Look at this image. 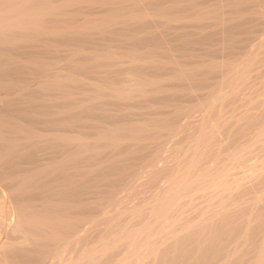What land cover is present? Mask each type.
Instances as JSON below:
<instances>
[{"label": "bare ground", "instance_id": "6f19581e", "mask_svg": "<svg viewBox=\"0 0 264 264\" xmlns=\"http://www.w3.org/2000/svg\"><path fill=\"white\" fill-rule=\"evenodd\" d=\"M155 1L158 2V0H154V2ZM189 1L190 0H188L187 2H189ZM204 1H206V0H204ZM204 1H203V4L206 3V2L204 3ZM209 1L210 0H208L207 4H205V6L206 5L209 6L210 5L209 3L211 1H214V0H211L210 2ZM224 1H225V3H224ZM244 1H245V3H244ZM244 1H242V3L244 5H246V4L247 5L244 8H242V7L241 8L240 7H237V8L233 7V8H235V10L232 11V13H234L235 16L239 17L238 19H241V20L243 19V21L241 23L243 24V22H244L245 26L246 27L249 26V28H250V22L252 24V22L254 21L252 18L251 19L253 21H251L250 16H249L252 13V15L254 16V19H255L254 22H256V23H254V22L253 23H254V25H256V27H254V25H252L250 29H246L245 30V29H243L244 28V26H243V28H242L243 30H238L237 31V30H235V29H237L235 27V25L232 26V24L230 23L231 24V26H230V24H227L228 22L225 19L226 18L228 19L229 18L228 16L231 15L230 12L227 13L229 10H231V8L227 9L226 5L230 4V6H228V7L236 6L235 3L237 4V2L235 0L234 1L222 0V2L224 4L223 5L224 9H222L223 11L220 9V8L223 7L221 5L222 2L219 5L220 8H219V6H216V9L214 10V13H215L216 10L218 11L220 9V11L218 13L220 16L219 15L217 16V13H215V16H216V17H214L215 23H217L216 22L217 17H218L217 21L218 20L221 21L222 18H224L223 15H226L227 17H225L223 19V20H225L224 22L227 25H229L230 28L232 27L231 29H234L235 31H237V32H235L234 30H232L233 32H235V34L232 35V36L230 34H233V32L231 31V29H229L228 26H226V28H225V30L228 32V34H227V32H224L225 30L223 31L224 33H226V36H228V38L230 37V38H232V40H234L232 42L236 43L235 45L233 44V46H229L230 45V43H229L230 40H226L225 42H224V40H222L224 42L223 43L224 44L223 47L224 46L225 47L224 48L220 47L221 50L217 51L216 48L219 49V46H221V44H222V43L221 44L219 43L220 39L222 37L221 36L219 41H218V43L220 45L217 44L218 46H216L215 49H214L215 46L211 47V49L213 48L214 51H216V54H218L217 56H215L213 54L214 52H212L213 55L210 54V55H212V57L213 56L215 57V58L213 57L214 60L217 59V57H220L218 59V60H220V62H223V61H221V59L222 60L226 59V61L221 63V64L224 65L222 70H221V68L219 69L218 67H216V64H217L218 60L217 61L215 60L216 61L215 62V61H213V59H211V61L214 62V63H211L210 58H209L211 56L207 55L206 56L207 59L204 57V54H207V51L209 50L208 47H207L208 46L207 44H209V43L206 42V41H210L211 40V38H207V37L212 36L211 33H210L211 32L210 31V29H211L210 27L213 28V26H215L214 25L215 23L211 22V19H209V20L205 21L204 24L206 25V23H207L209 26L210 25H212V26L209 27V26L206 25L204 27V25H203V28H205V32H204V36L205 37L202 36L203 39L202 38L201 39L205 40L206 44H205V46L203 48L206 47V49L205 50H201V55L204 57L202 59L204 62L199 59V58H202V57H199V56L197 57L196 56V59H197L196 64L198 63V66L197 65L196 66L198 67L197 70H199L201 62H202V64H204L206 62V60H209L210 62L207 61L209 63V66H212V65H210V63H211V64H213V66L216 67L215 68V67L212 66V69L215 68L216 71H215L214 74H211L215 78H212V76H210V79L213 82V85H211V86H213L216 89L217 88L219 89V90L217 89L218 91L216 90V93L214 92L215 89H213V93H215L214 96H213L212 91L210 89H209L210 91L207 89V88L210 87V84L212 83L210 81V79H209V81L206 80L208 82H211L210 84H208L205 81L209 85V87H206V88L204 87V86H207V85H204L205 82H204V84L202 82V85L200 84L201 83L200 82L201 78H202V80L203 79L205 80L210 75L209 71H211V70H209V68L206 67V66H208L207 62H206V65L204 64L207 69L205 67H200V69L201 68H202V70L205 69V71L203 70L204 72H206L208 70L209 75H208V73L207 74L204 73L206 75V77H205V75L203 77V75H201L202 74V72H201L202 70H201V71H197V74L199 72L201 77L200 76H195L196 74L191 73L192 71H194V73L196 72V68L195 67L193 68V66H194L193 54L188 52L189 53L188 56H185V57H188L189 59L192 57L193 59L191 58L192 59V60L190 59L191 61H188V60L184 61L183 60L184 58L182 57L183 55L181 54V52L182 53L187 52L184 49L182 51L180 49L177 50V53L179 51L180 54L174 53L175 50L173 51L174 54H172L171 51H169L170 53L168 51H165L169 55H167L164 52V55L166 54L167 57H171L172 55H174V57H176V56L180 55L181 57L178 56L177 58H175L176 60L174 59V61H173L174 63H176L177 59L180 57V61L178 59V61L180 63H178V61H177V65L180 67V68H178L179 69V73H180V69L182 71V69L184 68L183 65H186V62L189 65L185 66V68H186L185 71L184 70L182 71V73H184L185 75L181 73L182 75L180 74L179 76H184V77L188 76L187 78H189V79L192 78L193 80L195 79L194 76L196 77L195 80H197V77H200V78H198L197 81H195V80L194 81L191 80V81L193 83L195 82V85L197 86V88L200 87V86L201 87L203 86L204 88L202 87L201 88L202 90H200V89L198 90L196 88L198 91H200V92L197 93V91L194 90L195 89L194 85H192V87H194V88H191L190 85L193 84L191 81L187 82V81H185L186 79L183 80V78H182V80H180V82H179V78H178V80H176L175 76H171L173 83L178 82L177 84L175 83L173 85V87L174 88L178 87L177 89H181L182 87L175 86V85L182 86V84L185 83V84H183V87L188 88V89L191 88V89H189L190 91H188V89L185 90L183 88V91L185 90L184 92H188V96L191 94L192 89H193V91H195V93L192 92V94H194V95L191 94L192 96H194V98L191 96V98L193 100L192 99H190V100H192V101H200V99L202 97H204V99L206 98L205 101L208 100L206 102L203 101L204 105L202 104L203 107H200L201 109L197 106V110L199 109V111H200V112L198 111L199 114H200V117H199V114L197 116V113L195 111L192 113L191 109L194 107L193 104L191 105L192 108L189 110L188 107H187L188 105L186 103H184V101H183V104L182 103L180 104V109H179L180 111L179 110L178 111H174V110H177V105H176L177 102H175L174 100L172 102L170 100L168 101V99H171V97L166 100V101H168V105L164 103L163 109H164V107H166L165 105H167V107L165 108L166 110L164 109L165 110L164 113L165 112L166 113L169 112V110L171 111V108L168 109L169 108L168 106H169V104L175 102L173 104H174L176 109H174V107H172L173 106L172 105L171 107H172V109H174L173 110L174 112H172V113L176 114V112L177 113L179 112L177 115H181L182 114L181 115L183 117L182 119L185 120L184 118L186 117V121L190 120V122L195 120V119L192 120L193 116H194V118L198 117L200 119L199 120L197 118L196 122L193 121V123L198 124V125L200 123V126H198V125H197L198 127L196 126L197 129L195 127H193L194 130L196 129L195 131H197L196 132V136L193 135V134H195V131H191V130L189 131V129L191 127L189 128L188 125L183 126V127H186V128L188 127L187 128L188 130L185 129V128L182 130V131L185 130V134L186 133L187 134L191 133V134H189V137L187 135H186V137L188 139L193 138V140L191 139V141H189V140L186 141V137L184 136L185 137L184 140L186 141V142H184L185 143L184 145H186V147H185L184 150H182V153L180 154L181 156H180V158L178 157L179 159H177V161L171 162L172 160L170 161L169 158H171L172 156H170L169 158L165 157L166 156L165 153L167 151H164V152L162 151V153L160 154L162 149H158V147H156L157 149H155L156 156L153 153H149L152 150L151 148H154V146H155L153 144V142L154 143H156V142L157 143L158 142L161 143V140H162L161 138H160L161 140L159 139V141L156 139L158 137L156 134L158 133L159 129L157 128L158 131H155L156 132V134H155L156 138L153 139L155 141H151L154 146L152 144L151 145L153 147L152 146L151 147L148 146L149 143H151L150 140H149L150 137L152 138V136H154V135H153V131H151L152 134L147 131L150 134V135H148V133H146V132L144 133V130L145 131L149 130L150 123H152V121H153L152 120V115L149 116V114H148L149 112H147L144 108L143 109L146 112L143 109H141L144 112V115H143V113L140 114V112H142L141 110L139 111L137 109L138 110V112H137V110L133 109L132 107H129L131 104H133V103L135 104L136 103V100H137L138 97L142 96L140 91L141 92L143 91V96H144V91H146L147 89L145 87H143V88H145L146 90L145 89L143 90V88H142V90L141 89L139 90V88H135V89H137L136 90L137 96L138 95L139 96L136 97V95L134 93V97H132L131 93H133L135 91L134 87H133L132 91H130L131 88L130 89H129V87L127 88V92H128V89L131 92V93L130 92H128V93L125 92L128 95H125V93H124V91L126 90V87H125L124 91H123L124 88L121 89L122 91L121 90L118 91L123 86V84H120L122 81L119 80V79H118V82H116L117 79H114V81L112 80L111 85L114 86V87H112L110 85V82L108 83L109 85H106L107 82H108V79H111V77H113L114 71L115 72L119 71V70H117V68L121 69V71L124 69L123 70L124 72L122 73L123 75L126 74V69H127V73H128V69H131L130 70V74L129 73L128 74L132 75L134 73L135 74L134 76L136 77V75H138L137 73H140L138 71H141V70H138L139 67L141 66L140 67L141 69L144 66L146 67V65H144V63H143V60L146 61L145 60L146 55H140V52H138L139 54L133 52L134 53L133 55L136 54V56H139L138 61L140 62L139 63L140 65L138 64L137 61H134L135 58L137 60L138 57H135V56L133 57L132 55H130L131 54L130 53L129 55H127L129 57L128 61H131V59L134 58L133 62H132L133 64H132V66L131 65L125 66V67H127L126 69H125V67L120 66L123 62L122 63L119 62L120 63L119 65L115 64L116 63L115 60H114L115 62L111 61L113 64H111V62H107L109 60L108 58H110V56L112 57L111 58L112 60L114 58H117V59L125 58L126 56L123 57L124 54L122 56L121 55L122 53L120 52V50H119V52L121 54H119L118 51H116V52L110 51V52L113 53V54H111V53H109L108 49H107L108 53H105V54H102V55L98 53L97 56H99V59H101V61L99 63H96V61H95L96 64L93 62L95 60V57L94 58H91V57L89 58L88 57L89 55L87 54L88 55L87 58H85L86 56L83 57L84 59H87V60L82 61L83 63L80 62L81 66H79L81 71H83V68H85L84 70L87 71V74H86V71H83L81 73V75H80L81 71H79L78 72L79 76H78L77 79H80L82 81V82L81 81L80 82L83 84L84 83L83 82V75H84V78H87V81H88V77L91 76V75H92V78H94L93 77V76H95L94 71L98 70V69L94 70L93 66L94 67L95 66L98 67L97 64H100V67L102 66V69L104 71H105V68L108 71H105L106 73H104L103 70L102 71L98 70V74L99 75L96 74L97 76H95V78L98 79V76L106 75V77L103 76V78L105 80L104 86L106 85L105 87L104 86L103 87H104V89L106 88L105 90H107V91L105 92L103 90H100L101 88L103 89V87H102L103 83H101L102 80L100 81V77L97 80V83H99V82L101 83V84L99 83L100 86H99V84H94L93 83L94 79L91 78L92 79L91 83H92V85H95V87L94 86H89L91 84L89 82L90 81V78H89V81H88L89 83H87L86 81H85V83L88 84V88L90 89V87H91V89L88 91L87 85H86V87L84 86V88H83V89L86 88L87 91H85V92L91 94L89 96H92V94L93 93L95 94V92H96V94H95L96 96L93 94L92 98L93 97L94 98L95 97H99V96H101L100 91H103L105 93L104 94L102 92V95H104L103 97H107L106 100L104 99L105 100L104 103L106 104L109 101H111L112 99H114V97L117 98V97L120 96V95L116 96L115 94L110 92L111 88H113L111 91H114V89L117 86L115 84H118L120 81L121 82L119 83V85H122V86L121 87L117 86V88H116V90L118 89L117 93H119V94L121 93V95L123 97L129 96L131 94L130 95L131 97H130V100H129V105H128V101H127L129 99V97H127L126 98L127 100L125 99L126 101L124 102V100H123L124 98L122 96H120L121 99H119L120 97L117 98V99L119 100V102H122L121 105H118L116 103V99H114V100H112L110 102V104H112V105H110V104L104 105V103L102 101V104H103V107H102V104L100 103L101 99H90V100H93L94 103H95V104H93L94 105L93 106L91 103H89L87 101V98H88L86 96L87 93L85 94V93H83L84 90H81V91H83L81 93V94H83L82 98H84L86 100V102L84 104H87V105L91 104V106H92V107L82 106L84 108H86V107L88 108V110L83 111V112H87L88 113V111L92 110L91 112L93 113L92 114V117H93L95 112L97 111L96 113L98 115H100V119H98V117H97V119L99 121L101 120L102 123L101 122H97V121H95V123H93V119L96 120V118H92V120H91V115H88V117H89V118L87 117L88 119H86V117H84V118L86 120H88V121L91 120V123H92L93 127H92V125L90 126V124H91L90 122L88 123V122H86V120H84L82 118L80 119V123L82 122V124H84L86 122V124L88 123L89 126L92 127L94 132H95V130H97L96 133L100 131V133L102 134L104 132V129H101V130L99 128L96 129V125L101 126V124H102V127H103V125L106 124V126H107V124H109V123L103 124L104 123L103 120H102L103 118H104L105 122H109V121L115 120L116 116L120 115V117H121V113L123 112L122 114H125V113L128 114L129 113L128 114L129 117H130V114H132L131 115L132 118L131 117L130 118L126 117L127 119L130 120L129 121L130 123H131V121L133 119V116H134L135 121L134 120L132 121V125L138 120L137 117L140 118L141 121L138 120V123H140L139 126L140 125L141 126L145 125V127L143 128L142 132H140L142 128H140L137 125V123L134 124L135 126L134 125L133 126H129L131 124H129L127 121H125V122H127V124H129V125L126 126V123H124V120H123L125 118V115H126L125 114L124 118L123 117L121 118L123 120L122 123H124L125 125L123 126L122 123H121L122 125L119 124L118 121L119 120L121 121V119H120V117H117L118 121L116 122V120H115V122L117 124H115V122H110V123H112L113 125H116V126H113L112 124H109V127L107 126L110 131L107 130V128L104 126L106 128L105 129L106 131L104 133H106L107 131H109V132L112 131L111 134L115 132L114 135L112 134V135H109L107 137L109 132L106 133V136L103 133L104 135L103 134L102 135H103V137H105V139L102 136H98L97 137V138L101 137V138L104 139L103 140V139L100 138V140H102V141H100L99 139L92 138V136H90L93 133V131L90 132V133L88 132L90 127H88L89 129L88 128L86 129V128H84V125H85L84 124L83 125V129H80V124L78 123L79 114L75 113V112L81 110L79 112V113H81L82 109L80 107H78L77 104H71L70 105L69 101H68L69 103L68 102H63L64 98H66L68 96L67 94H66V96L64 98L62 96H60V97H62V100H60V101L65 103V104H63L64 107H65V105L67 103L68 106H66V108L62 107V105L60 104L61 102H57L58 105H59V108H60V106L62 108L60 110L58 109V107H56L57 104H55V106L52 105L53 107L50 106L51 103L53 104V101L56 102V100H58L56 98L52 99L51 103L48 102L47 105L50 104L49 105L50 107H52V108L55 107L56 108V109L54 108L55 112L53 113V116H54L53 118L54 119L56 118V120H58V121H56V120H54V121L55 122H59L61 125H62V123L60 121H63V120H61V119L59 120L58 119L59 116L61 118H64L62 116H65V117L67 116L68 122H70L72 120V118L69 119L68 115H66V114H69V112L71 113V115L73 114V112H74V115L77 114V119L78 120L76 118L74 120H76L75 121L76 125L79 124V126H78L79 129H80L79 130V134L82 131H86L87 130L86 132H88V134H90L87 137L92 138V140L94 139L93 141L91 140V142H93L95 144V145H93L91 143L93 146H96L97 141L99 142L98 144H100V145L104 141L103 144L105 145V147H106V145L108 147L107 143L109 141H111L112 143L113 142L114 143H119L120 142L119 140L122 137L119 135V140H118L117 139L118 133L119 134L124 133V132L126 133L128 131V129L131 127L130 128L131 130L129 129L130 131H132L131 134L129 133V131H128L127 134L124 133L125 135L122 134L123 137L124 136H126V137L121 139V142L124 141V143H125V141H126V140H124L125 138L128 139V140H129V138H133V139H130V140H132L133 142L135 140H141V143H139L140 141H135L136 143H131V141H129V142H126L125 144L120 142L119 144H121V146L123 145V147H124L125 154H123V155H122L123 147L120 146L122 150L119 151V148H120L119 144L118 145L115 144L114 148L116 149L118 147V149H116V150L118 152H121V154L117 153V151L115 149L114 150L116 151L117 154L120 155V157L122 155L121 158H123V161H121V158H119V156H118V158L120 159L119 160L117 158L119 165H117V162H115V163H116L117 166H119V168H120L121 164H122L121 167L125 168V170L121 169V171L119 173L122 174V172L124 171L123 174H122L124 177H125V174L127 172H128L127 174H129L128 175L129 177H126L128 180L126 178H125L126 179L125 180L124 177H123L124 182L122 181V184H118V182L115 181L116 178L120 174L118 176L116 175L115 177H114V175H115L114 174L113 175V179H111V181L112 182L115 181V185L114 184H109L110 183L109 182V178H111L110 175H112V174H108V172L111 171L112 168H113L112 172L114 171V169L117 170V166L114 165V161H113V159H114L116 154L114 155L113 159L110 160L107 157L108 154H106V148L107 147L105 148L104 145H101L100 148L102 149L104 147V150H102V151L106 155L101 151V149H99V151L97 150V152L99 153L98 154L95 150H93L94 148L91 145H90L91 148H88L89 144H90V142H89L90 140L87 141L86 140L87 138L86 139L84 138V136L87 135V134H85V135L82 134V137H81V134L80 135L78 134V135L81 137L80 141H83V143L82 142L81 143L85 146V148H86V143L88 144L87 148L89 150H91L93 148L91 150V152H93V153L89 154L90 153L89 152L88 153L89 155H86L87 151H89V150H87V151L83 150L84 152H86L85 155L84 156H81V155L79 156V154L81 152H82V155L84 154L83 151L81 150L80 153H78V152H75V151H77V149H75V151H73L74 153H76L75 156L78 155L77 158L79 157L80 159L83 158V157L85 159H86V157H89V160L92 157L93 163L95 165V162L97 161L96 159L98 158L97 155H100V152H101V154L103 155L102 160L106 156L105 159L108 158V160L111 161V164H112V162H113V164L110 165V162L107 161L108 164H109L108 165L109 167H108L107 163H105L106 161L104 162V160H103V162L105 164L102 163L103 164L102 165L100 163V166H98V168H97V165H95L96 168H94V165L92 164V161H91L92 166H91V164H87L88 163V161H87V163H86L87 165L86 166L84 165L87 168L84 169V171H83L84 175H81L82 173H80V171L83 170L84 166L83 165L82 166L79 165L80 161L82 163L84 162V164H85L86 160H88V159H86V160L85 159H83V160L79 159L80 161L78 160V163H76L77 159H75V158L73 159L72 158L71 159L72 163L71 162L70 163H64L63 162L64 160H62V158L63 159L65 158L67 160L68 159L67 157H69L72 154H74V153H72L70 151H67V150L73 148L72 144L74 145V142H76L75 143V148H76V146L80 143V141H78L79 139L77 137L78 136L77 135L78 131H77V133H75L77 135L76 136L74 134V132L72 130H70L71 127H69V126H71V125H69L70 123H68V122H67L68 124H66V125L64 124L65 126L63 125V128H61L62 126L61 127H57V124H59V123H56V124L53 123L55 125L54 129L56 128V130L53 131V134H54L53 135L52 133H50L51 130L48 131L49 129L53 130V127H52L53 124L48 128V126L52 123L51 120L48 122V123L51 122L50 124H48L45 121V120H47V118H46L47 116H49V118L52 117L51 114H52L53 109L46 108V105H43V103H41L42 100L45 101L46 99H40L39 100V99L35 98L36 102L39 103V101H41L37 105L32 104V103H35V100H33V99H32L33 102H29V100H25L26 98L28 99L29 97H24V96L31 95L30 92H29V90L31 88H29V86H28L29 84L28 85L25 84L23 87L20 88L19 86H21V85L20 84L18 85V83L22 82V80H19L18 76H20L21 74L23 75L26 72H29V70L28 71L24 70L23 71L24 73L21 72V74H18V70H19L18 68H21V67H19V65L17 63V59H16L17 58V49H18L17 45H18V43H17V41L14 38V35H13L14 33L10 29V23H7L5 25H4V23H2V16H1V11H0V264H228V263H230L229 260H232V258H233L232 256L234 254H236V253L239 254V256H241L240 254H242V259L246 258V262L247 263L245 262V264H264V227H260V225L263 223L262 221L264 220V217L263 216H259L258 218L261 220L260 221L257 218V216L255 215L256 214L255 213V209L253 210V213H255L253 215H255L256 217H254L252 215V213L250 212V210L253 209V206H252L251 209H249L250 207H248L249 212H250V213H248V211H247L248 209L245 208V204L244 205H239L240 202L239 201L235 202V201H233V198H232V197H234L233 195L236 194L238 192V190H240L239 188L242 187L241 185H244L242 183H246L248 181L249 177L246 178L247 176H251L253 178L252 179L253 183H252V187H250L251 188L250 190H252V188L254 186L253 184L256 182V180H254V178L262 177L261 179H264L263 178L264 177V157H263L264 153H261L259 151L261 153V155L257 154L258 153L257 152L258 150H257L256 151L257 153H255L256 155L255 154L252 155L251 154L252 149L250 148L252 146V143H251V145H249L250 143L247 141V140L250 139L249 137L251 136V133H254V135L251 136L250 142H256V141L258 142L259 141L261 143L262 142L264 143V125H263L264 121L262 122L261 129L258 128V126H257L258 129H256V132H253L252 129H250L252 131L251 132L248 129L249 127L247 128L248 130L247 129L246 130L243 129V128L249 126V124H246L247 125L246 126L245 123H248V119L251 120L252 117H254L255 113H258V114H256L257 117L256 118L254 117L255 119H258L260 117L263 119V116H264V89H263L264 88V0H251V2L248 1V3H247V0H244ZM160 2H161V0H160ZM170 2L172 3V0ZM231 2L232 3L234 2L233 3L234 5L231 6V4H232ZM184 3L186 4V2H184ZM226 3H228V4H226ZM173 4H174V1H173ZM175 4H176V6H178L177 3H175ZM189 4L187 5L188 9L191 10L192 7L195 8L194 5L192 6V5H189ZM191 4H192V1H191ZM243 4H241V6ZM189 6L191 8H189ZM207 6L205 7V10L203 8L205 13L207 12V9H209L212 6H214V4L210 5L209 8ZM225 6H226V8H225ZM183 7H184V5H183ZM194 10H196V9H194ZM224 10L225 11L227 10L226 14H225ZM173 11H174V9H173ZM248 11H249V15H248ZM220 12H221V14H220ZM222 12H224V13H222ZM191 13H192L191 16L193 17L194 16L193 12L188 13V11H187V13H183V15L186 14L185 16H187V14H191ZM203 13L204 12H202L201 18L204 15ZM246 13H247V15H246ZM172 14L174 15V13H172ZM179 14L180 13H178V15ZM198 15L200 16V14H198ZM205 15L202 18L203 21H204V19H208L207 16L205 18ZM212 15L213 14H211V16ZM245 15L249 16V17H246ZM170 16L172 17V15H170ZM180 16H179L181 18L180 20H183L184 18L182 19V15H180ZM199 16H197V20H198ZM232 16H234V15H232ZM189 17L190 16L188 15L187 18H185V19H188ZM192 17H190L191 20L193 19ZM195 17H196V15H195ZM237 17H235V18H237ZM160 18H163V17H160ZM165 18H167V17H164V19ZM174 18H176V19H173L174 21L171 19L172 20L171 23L175 22L174 24L176 25L177 21H175V20H178V16L175 17V15H174ZM201 18L199 20H201ZM211 18L213 19V16ZM248 18L250 19V21L247 22L249 25H247V23L245 21V19L248 20ZM185 19H184V22H185ZM190 19H188L186 21H188L189 23L190 22L192 23V21H190ZM159 20H161V19H159ZM149 21H151V20H149ZM209 21L211 22V24H209L210 23ZM22 22L25 24V26L29 27L28 23L30 21L27 22L26 20H22ZM164 22H166V21L164 20ZM181 22H183V21H181ZM188 22H185V23L188 24ZM221 22H223V21H221ZM144 23H145V21H144ZM180 23H178L179 25L177 24V26H179V28L182 27V26H180L181 25ZM191 23H190V26H192L194 24L193 23L191 25ZM198 23H201V22H198ZM198 23H197V25L200 26L201 24H198ZM241 23H240V25H241ZM219 24H221V23H219ZM223 24H221V27L225 26V24H224V26H222ZM183 25H185V24H183ZM168 26H169V24H168ZM168 26H167V28H168ZM170 26L172 27L173 24L170 25ZM161 27H163V26H161ZM176 27H174V28H176ZM144 28L146 29V26ZM197 28H195V31H193L194 29L192 31L196 32V30H198ZM200 28L201 27H199V30H200ZM217 28H219V27L217 26ZM208 29H209V31H208ZM216 29L213 28V30L216 31V35L212 31L213 34H214L213 35L214 39L212 38L213 39L212 40L213 42H211L212 45L210 43L209 46H213L214 45V42H215L214 40L216 38L215 36H217L218 35L217 33H219L220 30H221V29L220 30H216ZM201 30H202V28H201ZM229 30L232 33H229ZM172 31H173V29H172ZM206 31H208L209 33H207ZM145 33H147V31ZM169 33H171V32H169ZM220 33H222V32H220ZM156 34H159V33H156ZM166 34L167 33H165V35ZM172 34H173V32H172ZM174 34H176V33H174ZM177 34H179V33L177 32ZM181 34H183V33H181ZM198 34H200V33L198 32ZM205 34L207 35V37H206ZM242 34H244V35H242ZM147 35L150 36L149 34H147ZM159 35H161V34H159ZM239 35H241L242 37L239 36ZM154 36H155V34H154ZM172 36H174V35H172ZM183 36L179 35V38L183 37ZM237 36H239V37H237ZM163 37H164V40H166L165 36H163ZM166 37H167V35H166ZM119 38L120 37H117L116 39L115 38H112V39H115L116 40V41L114 40L115 42H117V41L119 42V40H118ZM150 38H152L151 40L154 41V37H150ZM158 38L159 37L157 36V39ZM170 38L171 37H169V40H170ZM179 38L177 37V39H176V36H175V39L177 40V43H181V42H178V41L180 39L182 40V38H180V39ZM186 38H187V36H186ZM204 38H206V39H204ZM223 38L227 39V38H225V36H223L222 39ZM234 38H236V39H234ZM190 39L192 40V39H196V38L190 37L189 41H190ZM199 39H200V37L198 35V39H196V41L198 40L197 44L201 43V42H199L200 41ZM109 41L113 42L112 40H109ZM121 41L125 42V40H121ZM137 41H138V43L140 41L141 42L143 41L142 43L141 42L139 43V44H142V45H139L137 43ZM159 41H161V40H159ZM183 41L184 40H182V42ZM196 41H194V43ZM216 41H217V39H216ZM227 41H228L229 44L227 43ZM131 42H132L133 45L136 42V44H135L136 46L138 44L137 47H135V45L134 46L132 45L134 47V51H137V50H135V48L136 49L138 48V51H140V47H142V48L144 47L143 43L145 45V48H143V49H146L147 48L146 46L148 45V48L145 51H143L142 48H141L142 54L144 52H146V51H148L147 53H149V51L153 50L152 49L153 45L152 44H148L146 39L144 41V39H142V37H135V38H133V41H131ZM145 42H147V43H145ZM173 42H175V41H173ZM192 42H190V43H192ZM149 43H150V41H149ZM185 43L190 44L187 41V39H185V42H184L183 45H187ZM215 43H217V42H215ZM129 44H130V41H128L127 45L126 44L125 45L128 46ZM120 45H122V44H120ZM151 45H152V47H151L152 50L151 49L149 50ZM108 46L112 47V45H110V44ZM162 46L163 45L161 43V45L159 47L162 49L163 48ZM167 46H166V48H167ZM175 46H176V44H174V47ZM191 46H193V45L190 44V47ZM195 46L197 47V45H195ZM201 46H203V45H201ZM110 47H109V49H110ZM118 47H119V45H118ZM133 47H130V49H133ZM174 47H172V48L174 49ZM187 47H189V46L187 45ZM190 47H189V50H190ZM198 47H199L198 49L200 51V49L202 47H200V45ZM120 48H122V47L120 46L119 49ZM125 48L128 49V47H125ZM157 48H158V45H157ZM194 48L195 47H191L190 51L191 52L194 51L195 50ZM160 50L158 52H159V54H162L163 50H161V53H160ZM222 50H223V52H222ZM95 51L97 53V50H95ZM100 51H102V50H100ZM113 51H115V50H113ZM121 51H123V50H121ZM196 51L197 52L195 54H197V53L200 54V52L198 50H196ZM220 51H221V53H220ZM125 52H127V51H123V53H125ZM153 52H154V50H153ZM155 52L157 53V51H155ZM96 53H95V55H96ZM117 53L120 55V57L119 56L115 57V55H117ZM202 53H204V54H202ZM109 54H110V56H109ZM149 54H151V53H149ZM208 54H209V52H208ZM153 55H155V54H152V59L155 58ZM189 55L191 57H189ZM103 56L106 57V58H104ZM140 56H142L141 58H144V59L141 60ZM222 56L225 57V58H221ZM159 57H161V56H159ZM159 57H156V58L160 59ZM172 57L169 59L170 61H172L171 60ZM83 58H81V60ZM164 58H165V61L163 59L164 63L161 60V63H159L157 65L162 66L163 64H165L164 66L167 67L168 70H170V72L169 71L168 72L170 74H174L175 71L173 69H177V65H175L173 63L172 66L174 65L173 66L174 68L172 69V66L166 65L169 62H167V58L166 57H164ZM91 59H94V60H92V62H91ZM104 59H105V62L103 61ZM198 59H199V61H198ZM87 61H89V62H87ZM118 61H121V60L119 59ZM123 61H124V65H126L125 64L126 59H123ZM153 61H154L153 62L154 65H155L156 61L154 59H153ZM159 61L160 60H158V62ZM181 61H183V62H181ZM228 61L231 62V63H229ZM90 62H91L92 67L89 64ZM150 62L151 63H148V65L152 64V60ZM184 62H185V64H182ZM220 62L218 61V64H219V65L217 64L218 66H221ZM232 62H234V63H232ZM102 63L107 65V66L104 67L105 65H103ZM134 63H136V65H134ZM141 63H143V64H141ZM84 64L86 66H84ZM87 64H89V65H87ZM93 64H95V65H93ZM129 64H131V63H129ZM160 64H162V65H160ZM169 64H171V63H169ZM110 65H112V66H110ZM133 65H134V67H133ZM118 66L121 67V68H119ZM150 66H152V65H150ZM159 66H157V70L159 69L158 68ZM164 66H162L163 69L160 70V72L162 71V73L160 74L162 76H158V74L160 73L159 71H157V72H159L158 74H155V76H153L154 72H156V71H154V72H152V77H156V75L158 77H160L158 79H161V77H162V80L164 82V79H167L169 77V75H170L168 73L169 75L165 77V75H167V74H165L167 72V70H166V72L163 71L164 69H166V68H164ZM168 66H169V68H168ZM81 67H83V68H81ZM86 67L87 68L90 67L91 69L93 68V70H91L90 68L88 70ZM135 67L137 68L138 71L136 70ZM162 67H160V68H162ZM188 67H189V70L191 69L190 72H188L189 71L187 69ZM133 68H135L134 69L135 72L132 71ZM148 68H149V66H148ZM148 68L144 69V73H145V70L148 69ZM109 69L110 70L112 69L111 72H109L110 71ZM171 69L173 70V73H172ZM151 70L152 69H150V70L148 69V71L146 70L147 73H148V76L151 75L150 74ZM90 71H91V73H90ZM186 71H187L188 75L185 73ZM212 71H211V73H212ZM101 72H103V74H101ZM120 72H117V74H118L117 76H121V78L123 79L124 76L121 75ZM88 73H89V75H88ZM109 73H111L112 75H110ZM179 73H176V74L178 75ZM30 74L31 73L29 72L28 74L26 73V75L24 74L25 76L23 75V77L22 76H20V77H22V78L25 77V80L24 79L23 80L25 82H27V80L29 81V79L31 78L29 76ZM189 74L190 75L192 74L191 76H193V77H191ZM27 75L29 76V78L26 79ZM107 75H108V77L110 75V78H108ZM141 75H142L143 78H145L143 76L144 74L140 73L139 76H141ZM80 76H82V77H80ZM115 78H116V76H115ZM126 78H127V76H126ZM150 78H148V80ZM171 78L169 77L168 79L171 81ZM216 78H217L218 82H219V79H220L221 80L220 82L226 84L223 89H221L222 87L219 86L221 84H219L220 82L218 83L216 81ZM124 79H125V77H124ZM158 79H157V81H158ZM189 79H187V80H189ZM214 79H215L216 82H214ZM125 80H127V79H125ZM17 81H19V82H17ZM94 81H96V79ZM80 82H76L75 86H79L78 84H80V86H82ZM165 82H166V85H165ZM165 82L161 83L162 85L164 84V86H162L161 84L158 85V86L163 87V88L166 87V86L169 87L170 86V84H169L170 82L166 81V80H165ZM186 82L189 83V84L191 83V84L189 86H187ZM198 82H200V83H198ZM135 83L137 84V82H135ZM196 83H198V85ZM214 83L216 84L217 87L214 85ZM217 83H218V85H217ZM31 85L32 84H30V86ZM153 85H155V84H153ZM184 85H186V86H184ZM107 86H109V87H107ZM110 86H111V88H110ZM150 86H152V85H150ZM254 86L257 87V88L255 87L256 91H258L257 89H258L259 86H260L259 88L262 87L263 90H260V92L257 93L253 89ZM97 87H98V89L100 88L99 89L100 91H98V89L97 90L95 89ZM168 87H166L164 89L167 90ZM107 88H109L110 90L107 89ZM174 88H172L173 89L172 91L175 90ZM78 89L80 90L81 88L78 87L75 90L78 91ZM158 89L160 90L161 88H158ZM158 89L154 92V95L152 97L160 95V94L159 95H155V94H158L157 93ZM164 89H162L163 91L161 90L162 92L159 91V93H161V95L164 92L163 95H162L163 98H164V96L167 95V93H168L167 96H170V95L173 94V93L171 94L170 92L165 93ZM75 90H73V88H72L71 91L75 92ZM148 90H151V88H148ZM153 90H155V88H153L151 90V92ZM243 90H246V91H243ZM253 90L256 93L253 94V92H254ZM91 91H94V92H91ZM97 91H98V93H97ZM137 91H139V94H138ZM208 91H209V94L207 95L206 92H208ZM176 92H177V94H179V95H177V97H178V96H180L182 90H181V92L175 90V93ZM201 92L203 93V95H201L202 94ZM77 93H78V95L80 94L79 91L76 92V94ZM122 93H124V94H122ZM146 93H150V92L146 91ZM196 93L200 94V96H202V97L198 96L200 98V99L198 98V100L196 99L197 98L196 97L197 96ZM32 94H34V93H32ZM97 94H98V96H97ZM205 94L207 95V97H206ZM210 94L212 95V97H209V96H211ZM111 95L113 97H110ZM150 95L151 94H149V98L151 97ZM174 95L176 97V94H174ZM33 96H31V97H33ZM108 96L110 98H112V99L110 100L108 98ZM186 96L184 94V97H183L182 94H181L182 100L186 99ZM19 97L22 98V99H23V97L25 98V99L21 100V103L24 102V103H22V106H26V107H21V105L17 106V104H19V103H17V100H18ZM60 97H59V99H61ZM162 97L160 99L164 100ZM69 98L70 99L72 98V96H70V94H69ZM132 98H133V101L131 100ZM144 98H145V96H144ZM146 98H145V100H146ZM149 98H148V100H149ZM176 98H173V99H176ZM29 99H31V98H29ZM75 99H77V98H75ZM108 99H109V101L107 102ZM141 99L142 98L140 97V100ZM177 99H179V98H177ZM187 99H188V97H187ZM37 100H39V101H37ZM48 100L49 99H47L46 101H48ZM67 100L68 99H65L64 101H67ZM97 100L99 101V103L97 102ZM118 100H117V102H118ZM155 100H156V97H155ZM157 101H159V99H157ZM233 101H234V103H231ZM76 102H78V101L76 100ZM113 102L116 103V105H114ZM150 102L151 101H149V103ZM169 102H171V103H169ZM26 103L27 104L29 103V105H27ZM124 103H126V104H124ZM137 103H138V101H137ZM160 103H162V102L160 101ZM252 103L254 105L253 106L250 105L251 107H249L248 104H252ZM30 104H32L33 107H31ZM148 104H145V105H148ZM229 104H231L232 106H229ZM74 105H75V107H74ZM79 105H81V102H80ZM95 105L98 106V109H100V108L106 109V108L109 107V108H111L112 113L113 114L115 113L116 115H114V117H113V115L110 113L111 112L110 110L109 111L105 110V112H104L103 111L104 109H103L102 112L100 110H99L100 111L99 112L98 110H96L97 107L94 110L93 107H95ZM138 105H139V103H138ZM138 105H136V106L133 105V106L137 108V107H139ZM151 105L152 104L149 105L150 108H151ZM197 105H198V103H197ZM226 105H228L229 107L226 106ZM49 106H47V107H49ZM69 106H71V108L74 107V109L76 107L80 108V110L79 109H77V110L75 109L76 111H74L73 108H72L71 109L72 112H71ZM99 106H100V108H99ZM119 106H122V107L126 106V107H123V109H124L123 110ZM155 106H158L157 103H156ZM183 106H186V107H183ZM225 106L228 107V108H225ZM19 107L22 108L23 111L21 109H18ZM127 107H129V109ZM142 107H140V108H142ZM181 107H183V109L187 108V110H189L191 112H189V111L187 112V110H186V112L184 113V111L182 110L183 113H181ZM256 107H258V110H257ZM89 108H90V110H89ZM112 108L113 109L114 108H116V109L118 108V111L120 112V114H117L118 111L115 110V109H114L115 110L114 111ZM125 108H127V110H130V112H127V110ZM254 108H256V111L260 110V112H256ZM35 109H37V110H35ZM131 109H132V111L135 110L136 112L134 111L133 113H131ZM160 109L162 110V107ZM160 109L157 108L156 110L158 111ZM195 109H196V107H195ZM251 109H253L252 110L253 111V113H252L253 116H251V114L249 113ZM19 110H21V112H19ZM48 110H49V112H47ZM62 110H64L65 113ZM147 110L150 111V109H147ZM124 111H125V113H124ZM56 112L57 113L60 112L59 116L56 114ZM91 112H90V114H91ZM48 113H50V115H47ZM62 113H63V115H61ZM101 113H102V116L105 113H108L107 116L111 115L109 117V118H111V120L110 119L109 120H107V119L105 120V118H107V117H104V116L101 117ZM137 113L140 114L141 117ZM145 113H147L148 116L145 115ZM189 113H190V116H189ZM191 113H192V115H191ZM194 113H195V115H193ZM84 114L85 113H82L83 116H87L86 114L85 115ZM97 114L95 115V117L97 116ZM150 114H152V112H150ZM183 114L188 115L189 119L185 115H184L185 116L184 117ZM165 115H167V114H165ZM172 115L173 114H170V116H172ZM258 115H260V116L258 117ZM55 116H57V117H55ZM144 116H145V118H144L145 120L142 121L143 119H141V118L144 117ZM157 116H159V115H157ZM181 116H178V118L179 117L181 118ZM248 116H249V118H248ZM150 117H151V119H150ZM44 118H46V119H44ZM147 118H149V122L151 120L152 121L150 123L147 122L146 121ZM153 118H157V117H154V115H153ZM161 118H162V116H161ZM172 118L174 119V115H173ZM176 118L177 117H175V119ZM243 118H245V120H243ZM169 119H170V117H168V121L167 122L171 121V119L170 120ZM177 119H176V123L178 121L180 122V120L183 123L182 119H178V121H177ZM240 120H241V122H240ZM83 121H85V122H83ZM251 121L249 122V123H251L250 124V128H251V126H254V125H252L253 119ZM256 121H258V120H256ZM75 122H72V123H75ZM141 122H143V123H141ZM154 122L156 124V120L155 119H154ZM159 122H162L161 119H160ZM164 122L166 123V121L163 120L162 124ZM190 122L187 121V122H184V124L188 123L189 126L194 125V124H192V122L191 123ZM243 122H244V124H243ZM22 123L25 126H22ZM44 123H45V125L48 124L47 127L44 126ZM63 123H65V122L63 121ZM96 123H98V124H96ZM171 123H173V122L171 121ZM176 123H174V124H176ZM182 123H181V125H182ZM240 123H242V124H240ZM255 123H257V122H255ZM255 123H253V124H255ZM87 125H85V126L87 127ZM94 125H95V127H94ZM117 125H119V127ZM169 125H171V124H169ZM177 125H179V123ZM181 125H180V127H181ZM241 125H243L244 127L242 126L243 128H241L240 127ZM19 126L26 128L25 131H22L24 128L21 129ZM74 126H75V124H74ZM120 126L124 127L123 128L124 130L121 129L122 127H120ZM172 126L173 125H171L170 129H173ZM175 126H174V128H175ZM230 126H234V127H230ZM65 127H69L68 130H70L69 131L70 134H68L69 132H67V130L65 131V133L70 135L71 137L73 135V137H72L73 138L72 140L74 141L73 143H71L72 140L69 139L70 136L69 137L67 136L66 138H68V140H71V142L70 141L68 142L67 139H65V138H64L65 141H67L66 144L64 142H62V141H64L63 137L66 136V135H64L65 133L60 131V128L61 129H65ZM113 127H115L114 128L115 130L112 129ZM132 127H134V129ZM147 127H148V129H147ZM152 127H155V126H153V123H152ZM162 127H164V125ZM238 127H239V129H243V130H241V132H244V131L245 132L246 131L247 132L248 131L251 132V133L247 134L248 135L247 137L249 139L248 138L245 139L243 137H240V136H243V134H245L244 136H246L247 132L242 134L239 130H237ZM43 128L44 129L47 128V131L50 134L53 135V138L49 136L50 134H48L49 137H47L46 135H47L48 132L46 131V133H44V131H43L44 129ZM72 128H74V127H72ZM75 128H74L75 130H78L77 127H75ZM81 128H82V126H81ZM116 128L119 131L118 133H116L117 132ZM132 129L136 130V131H138V129H139L138 132H140L139 133L140 135L135 131V133H136L135 135L137 136V139H136V137L134 135V131ZM152 129L154 130L155 128H152ZM157 129H155V130H157ZM102 130H103V132H101ZM163 130L167 131V128H164ZM179 130H180V128H179ZM55 131H56L57 134H55ZM18 132H20V133L21 132H26L27 136H30L29 138H31L30 148H28V150L29 149L30 150L28 151V154H29L30 151H31L30 153H32L31 149H34V150H36L38 152V150L35 149V147H39V149L41 151V154H42V151L43 152L46 151L45 153H47L49 151L48 154L43 155L45 157L49 156L50 153H51V155L49 156L50 157L49 159L46 157V159L48 160L47 163H41L40 158H43V156L39 155V156H42V157H38V154H35V153H34L35 156L37 155V157L39 158V159L36 158L38 160V163H37V161H36V163H31L30 161H29V163H28V161H26L27 163H24L25 162L24 158H25V156L27 154V152H26V154L24 153L27 150L24 146L22 147V148H25V150L22 149V155L23 156L25 155L23 157V161L24 162L23 163L19 162L18 159L21 156L20 155L21 151L20 152L18 151V142H17L18 141L17 140L18 139L17 138L18 137L17 136ZM60 132L64 136L62 134H60ZM72 132H73V134H71ZM177 132H175V134ZM43 133L46 134V135H44V138H43V135H42ZM143 133L145 135H143ZM178 133H180V131ZM178 133H177V135H178ZM221 133L223 134V136H222ZM225 133H227L226 136H224ZM93 134L96 137V134L95 133H93ZM128 134L132 135V136H128ZM182 134H183V132H182ZM19 135H21V134H19ZM133 135H134L135 138L133 137ZM161 135H162V133H161ZM177 135L176 136L174 135V137H177ZM220 135H221V137H223V138L225 137V138L222 139L220 137ZM75 136H76V138L78 140L76 138H74ZM110 136H113V138L116 136V139L114 138V140H112V138L110 139ZM139 136H142V137L144 136V140L147 139L145 142L143 140V142L145 144H147V145L142 143V139H141V137L139 138ZM193 136H195V137H193ZM21 137L23 138V135ZM45 137L47 138V140H48V138H50L49 139L50 141H52V139H53L52 143L53 144L55 143V145L58 144L57 147L59 145H61L60 142L62 143V145H66L65 148L62 146V148L64 149L63 151H67V152H65L66 154L69 153V152L72 153V154L71 155L67 154L68 156L66 155V157H65L64 152H62L63 155H61V156H63V157H60L58 154H61L60 152L62 151L61 150L62 148L59 146V148H61V149H58V150H61V151L60 152L58 151L59 152L58 153L57 150H56L57 149L56 146L52 145V143L50 144L49 143L50 141L47 142V140H45V142L47 144L44 142V139H46ZM106 137L108 138V140L106 139ZM147 137H149V139ZM162 137H164V136H162ZM174 137L172 138V141L175 140ZM178 137H180V135ZM54 138H56V139L60 138L61 141H59L60 139H58V140L55 139L57 142H59V143H57V142L54 141ZM82 138L85 140V142H84V140H82ZM90 138H88V139H90ZM181 138H182V136H181ZM242 139L247 141L249 144L247 142H245V143H247V145L245 144V146H244V140L242 141ZM41 140H43L44 145L40 144V143H42ZM106 140H107V142H106ZM37 141L40 142V143L37 144ZM77 141L79 142L78 144H77ZM95 141H96V143H95ZM172 141H171V144H172ZM188 141H189V143H188ZM180 142H182V141L180 140ZM28 143H29V141H28ZM35 143H36V145H35ZM67 143H69V145H67ZM112 143H110V144L112 145ZM128 143L131 144V145H127ZM186 143H188V144H186ZM263 143H262V145H264ZM39 144L42 145L43 148H42V146L40 147ZM136 144H141V145L138 146ZM142 144H144V146H142ZM28 145H27V147H29ZM31 145H33L35 147L32 148ZM48 145H49V147H50V145H52V146H54L56 148V149L53 148L54 151L56 150L55 153L53 152L52 149L50 150V148H52V147H50V148L48 147L49 148V150H48V148H47ZM113 145L111 147H113ZM124 145H126L127 148ZM84 146L81 145V148L85 149ZM128 146L129 147L132 146V148H130V150H132L133 147H134V148L141 149L142 153L144 151H147L148 154H146V156L144 155V153H146V152L143 153L145 158L148 159L149 157H151V158L154 157V161L155 162L154 163H150L151 159H150V161H149V159L148 160L139 159V157L141 158V156H142V158L144 157L142 155V153H140L141 151L140 150L138 151V149H136V151H138V153L135 151V149L130 151L128 149ZM141 146L144 147V149H146V150H144L142 148H139ZM145 146H147V147L145 148ZM164 146H166V145H164ZM44 147H46L47 150H45L46 148H44ZM66 147L67 148L71 147V148L67 149ZM148 147L151 150H149ZM162 147L163 146H161V148ZM168 147H166V148H168ZM170 147H172V146H170ZM41 148H42V150H41ZM81 148H79L78 150H80ZM98 148L96 147L95 149H98ZM125 148H126V151H125ZM175 148H177V147L175 146ZM180 148H181V146L180 147L178 146L177 149H180ZM127 149H128V151H127ZM112 150H113V148H112ZM112 150H109L111 155H112V152H113V154L115 153V151L114 150L112 151ZM157 150H160V152L157 151ZM170 150H171V148H170ZM262 150H264V147H263ZM94 151L97 154H94ZM133 151H135V152H133ZM18 152H19V155H18ZM131 152L133 154L134 153H137V154L132 155ZM157 152H159L158 153L159 156H163V158L165 157L164 159L161 157L162 160L166 161L168 159L170 164L167 161H166V164L165 163H160L162 161L159 158V156H157ZM129 153H131V154H129ZM139 153H140L141 156L138 155ZM163 153H164V155H162ZM32 154H30L31 158H32V156H31ZM39 154H40V152H39ZM92 154H94V155L91 156ZM149 154L152 155L153 157L150 156ZM52 155L54 156L53 157L54 159H55L56 156H57L56 157L57 160H59L61 158L60 159L61 163H58L57 160H55V161H57L56 163H53V161H52V163H49V162H51L49 160L52 158L51 157ZM102 155H100V157ZM111 155H110V157L112 158ZM125 155H127V156H125ZM131 155L132 156L138 155L139 157H136L135 159H133V157L132 158L130 157ZM147 155H149V156H147ZM177 155H179V154H177ZM35 156H33V157L35 158ZM72 156H74V155H72ZM124 156L128 160L132 159L131 161H133V162L126 161ZM252 156H255V157L252 158ZM259 156L263 157V158L261 157L262 158V162H260L261 158L260 159L258 158V160H260V161L254 160L256 157H259ZM21 157H20V159H22ZM129 157H130V159H129ZM173 157H174V155H173ZM26 158H29V157H26ZM31 158L26 159V160H34V159H31ZM94 159L96 161H94ZM134 160H135V162H134ZM137 160H138L139 163L137 162ZM139 160H142V162H144V161L145 162L147 161V162L146 163L144 162V164H142V163H140L141 161H139ZM115 161H116V158H115ZM100 162H101V158H100ZM123 163L126 166H124ZM130 163H134L135 164V165H132L133 167H135V170L132 168V166H128L127 165V164L131 165ZM89 165H90V169L92 171L89 169V167H88ZM101 165L103 166L102 168H104V169L101 168ZM105 165L107 166V168H106ZM113 165H114V167H113ZM137 165L142 167V168L138 167ZM80 166L83 167V168L80 169L81 168ZM127 167H129V168L131 167L130 169L128 168L129 171L131 169H133L134 171L131 170L129 172ZM109 168L111 170H106V169H109ZM95 169L98 170V171H96ZM126 169H127V171H126ZM139 169H141V171H139ZM87 170L88 171L90 170L91 172L88 173ZM99 170H101V171H99ZM102 170L103 171L104 170L108 171V172L105 171L106 173H104V172L103 173L104 174H108V176L106 175L107 179H106V176L104 175V177L106 179L104 181L108 180L107 182H109V183L105 182L106 184L103 183V185H102V182H104L102 180L101 184L99 183L101 185L100 187L104 186L105 190L108 191V193H107L106 191L101 189L102 191H101V193L100 192L99 193L103 194L104 196L103 195L100 196L99 194H97L98 192H96V194H95V190L92 188V187L95 186L97 178L100 181H101V179H103V177L98 176L99 174H97V176H98L97 177L95 175L96 173L94 174V172L96 171L97 173H99V172L101 173ZM119 170L120 169H118L117 172ZM137 170H138V172H141V174L140 173H136ZM85 172L89 176L87 174H85ZM114 172H116V171H114ZM79 173H80L81 177H80ZM103 173H101L102 176H103ZM92 174H94V176H96V178H94ZM127 174H126V176H127ZM85 175H87L88 178H86ZM122 175L119 176L120 178L118 177L119 178L118 181L120 180L119 183H121ZM78 176H79V178H78ZM82 176L84 177V179L86 178L85 180L89 181L90 184L92 182H94V180H96L94 182V185L91 184L92 187H89L90 184L88 182L85 183V184L88 185L87 187L84 186V188L85 187L87 188V189L85 188L86 189L85 192L83 190V185H85V184H83V180H82L83 177ZM89 177H90V179H91V177L93 178V180L91 179L92 182L90 181ZM114 178H115V180H114ZM245 178H246V181L242 182L243 180H245ZM135 179H136V181L137 180L138 181L136 182ZM78 180H80V182H78ZM85 180H84V182H85ZM258 180H260V179H258ZM81 181H82V183H81ZM125 181H128V184ZM144 181H146V185L147 186L143 185ZM260 181L262 182V180H260ZM138 182H139L140 185L138 184ZM141 182H142V185L145 188L148 187L147 188V192L144 191L147 194L149 193L148 197L146 196V198H144L145 196H143V194L140 193V190H142L141 189V187H142ZM79 183L82 184L81 185L82 189H81V186H79L80 185ZM116 183L118 185H120V186H124L123 188L118 186V187H120L122 192H125V190H127L128 192L130 190L131 191L134 190V192L133 191L132 192L135 193L136 190L132 189V187L134 185L138 186V187L141 186L139 188L140 190L139 191L137 190V191H138V195L141 194L143 198L140 195L139 196L136 195L137 193H135V198H136V196L141 197L142 201L139 200L140 202L138 204H132L130 202L131 199H129V196H132L130 198H133L134 197L133 193H131V191H130V194L128 192L126 194L125 193L124 194L120 193L121 192L120 189L119 188L118 189L115 188V186H117ZM123 183H126V184L123 185ZM134 183H136V184H134ZM108 184H109V186H108ZM131 184L133 186H131ZM105 185H107V186H105ZM110 185H112L114 187H112ZM263 185H264V183H263ZM256 186L259 187L258 185H256ZM256 186H254V187H256ZM95 187H97V191H100V190H98V183H97V186H95ZM107 187H109V188L107 189ZM138 187L137 188L135 187V188L138 189ZM243 187H244V189L242 188L241 191L242 190H244V192L248 191V187L249 186L247 187L246 191H245V186H243ZM261 187H263V186H261ZM111 188H113V190H112L113 193L115 192V193H118V194L114 193V195H112L111 197L110 196H105L106 194L107 195H109V194L111 195V192H110ZM114 188L116 190H118V192L116 190L114 191ZM256 189H255V191H256ZM81 190H83V191H81ZM83 192H84V194H82ZM104 192H106V194ZM240 192L237 193V194H240ZM85 193H86V195H85ZM241 193H243V191ZM96 195L99 198H97ZM126 195L128 196V199H126V200L124 199L123 200L122 198H125ZM144 195H146V194L144 193ZM83 196H85V197H83ZM230 196H231L232 200H229ZM104 197L107 198L106 202H105V198ZM108 197H110L111 199L108 198ZM94 198H96V199H94ZM101 198H103L102 202L104 200L103 203L101 202ZM135 198H133V203H136L138 201V199H136L137 201H135L134 200ZM235 198H236V200H239V198L238 199H237V197H235ZM108 199H110V201ZM96 200L97 201L100 200L101 203L99 201H98L99 204L97 202H94ZM127 200L132 205L129 204V203L126 204L127 202L122 203V201H127ZM229 201H232V202L228 203ZM256 202H253V203H255L254 206H256L254 208H257ZM243 203H241V204H243ZM245 203H251V202H245ZM253 203H252V205H253ZM127 205H130V206H127ZM242 206H244V207H242ZM261 207L263 208V206H261ZM260 210H259V206H258V210H257V211H259L258 214H260L261 212L264 213V211H263L264 209H262V211H260ZM262 218H263V220H262ZM256 219L258 220L257 222H256ZM258 222H262V223L259 224ZM257 223L259 225H256ZM262 225L264 226V224H262ZM216 231H217V233H216ZM246 245L248 247L247 248L245 247L246 248L245 249L243 246H246ZM243 248L245 249L244 251H243ZM242 251H243V253H242ZM238 252H240V253H238ZM234 257H236V256L234 255ZM237 258H239V257H237ZM240 259L241 258H239V260ZM237 262L240 263L239 261H237ZM233 263H235V262H232L230 264H233Z\"/></svg>", "mask_w": 264, "mask_h": 264}, {"label": "rangeland", "instance_id": "374dc122", "mask_svg": "<svg viewBox=\"0 0 264 264\" xmlns=\"http://www.w3.org/2000/svg\"><path fill=\"white\" fill-rule=\"evenodd\" d=\"M168 1V2H167ZM171 0H161V2H160V0H158V2L157 1H155L154 2V0H0V11H1V16H2V23H4V25L5 24H7V23H10V29L12 30V32L14 33L13 35H14V38H15V40L17 41V43H18V45H17V47H18V49H17V63H18V65H19V67H21V68H18L19 70H18V74H21V72H23L24 70L25 71H28L29 70V72L31 73L29 76L31 77L30 79H29V81L27 80V82H25L24 80H25V77L24 78H22L23 77V75L25 74L26 75V73L28 74L29 72H26V73H24L23 75L21 74L20 76H22V77H20V76H18V79L19 80H22V82H19V81H17V82H19L18 83V85L20 84L21 86H19L20 88L21 87H23L25 84L26 85H28L29 86V88H31L30 90H29V92H30V94L31 95H26V96H24V97H29V98H31V99H25L24 97H23V99H25V100H29V102H33V100H35V103H32V104H35V105H37V104H39L41 101H39L40 99H49L48 101H43L42 100V102L41 103H43V105H46V108H51V109H53V111H52V114H51V116L52 117H50L49 118V116H47V115H50V113H48L46 116V118H47V120H45L47 123L51 120V124L50 123H48V124H50L49 126H48V128L53 124V123H59V122H55L54 120H56V118L54 119L53 117V113L55 112V110H54V108H52L53 106L52 105H54L55 106V104H57L56 105V107H58V109L60 110V109H62L61 108V106H60V108H59V105H58V103L57 102H61L60 104L62 105V107L63 108H66V106H68L67 105V103H66V105H65V107L63 106V104H65V103H63V102H68L70 105L71 104H77V106L78 107H80L81 109H82V112L81 113H79L81 110H80V108H75L76 110L77 109H79L80 111H76L75 109H74V107H75V105H74V107H72L73 108V110L74 111H76L75 113H78L79 114V116H78V118H79V120L77 119V114H75L74 115V112H73V114L71 115V113L69 112V114H66V115H68V118L70 119V118H72V120L70 121V122H68V119H67V116L65 117V116H62V117H64V118H61L60 116H59V113H57L56 112V114L59 116L58 117V119L60 120H63L65 123H63V121H60L61 123H62V125L60 124H57V127H61V128H63V125L65 124H68V123H70L69 125H71V126H69V127H71L70 128V130H72L73 132H74V134L75 133H77V131H78V133H77V135L79 134V130L80 129H83V125L85 124V125H87L89 122L91 123V120H92V118H96V120H94L93 119V123H95V121H97V122H101V120L99 121L98 119H100V115H98L96 112H95V114H94V116L92 117V110H90V108H89V110L90 111H88V113L87 112H83V111H86V110H88V108L87 107H92L91 106V104L93 105V104H95L94 103V101L93 100H90V99H101V101H100V103L102 104V101H103V103L105 102V100H106V98L107 97H103L104 95H102V92L103 91H107V90H105L104 89V87L106 86V85H109L108 83L110 82V85H111V83H112V80L114 81V79H117L116 80V82H118V79L119 80H121L119 83L120 84H123V86L122 85H119V83L118 84H115V85H117L118 87H121L118 91H120L121 89H123V91L125 90V87H126V90L124 91V93L125 92H127V88L129 87V89L131 88V90L130 91H132L133 90V87H134V92L133 93H131L130 91H129V89H128V92H130L131 94V96L132 97H134V93H135V95H136V97H138L137 96V93H136V90L137 89H135V88H139V90L141 89L142 90V88L143 87H145V88H143V90L145 89L147 92H150V93H146V91H144V96H145V98H146V100H145V98H144V96H143V91L141 92L140 91V93L142 94V96H140L142 99V101L140 100V97H138L137 98V100H136V103H137V101H138V103H139V105H138V103L136 104H131L129 107H132L133 109H135V110H141V109H145L147 112H149L148 114H149V116H151L152 115V123H153V126H155V127H152V123H150L149 122V118H147V122H149L150 123V126H149V130H144V133L146 132V133H151V131H153V135L154 136H152V138L150 137V139H149V137H147L149 140H150V142L151 141H155V140H153V139H155L156 137V135L158 136L156 139L159 141V139L161 140V143L160 142H156V143H154L153 142V144L155 145H153L152 144V142L151 143H149V145L148 146H154V148H149V150H151V152H149V153H153L155 156H156V154H155V149H157L156 147H158V149H162L161 150V152H160V150H157V151H159L160 152V154L162 153V151L164 152V151H167L165 154H166V156L165 157H167V158H169L170 156H172L171 158H169L170 159V161L171 162H174V161H177V159H179L180 158V154L182 153V150H184L185 149V147H186V145H184L185 143L184 142H186L187 140H189V141H191V139L193 140V138H191V139H188L187 137H186V135L189 137V134H191V133H189V134H185V130L184 131H182L184 128L185 129H187L188 127L190 128L189 129V131L191 130V131H195L196 129H197V127L198 126H200V123H199V125L198 124H195V123H193V121L194 122H196V119L198 118V117H195L194 118V116H193V118H192V120L193 119H195V120H193V121H191L192 122V124H194V125H192V126H189V124L188 123H185L184 124V122H187V121H189L190 122V120H187L186 121V117L185 116H187V118L189 119V117H188V115H185V114H183V116L185 117L184 119L185 120H183L182 118V114L181 115H177L178 113L176 112V114L175 113H172V112H174V111H178L179 109H180V104L182 103L183 104V101H184V103H186L188 106V109L190 110L191 108H192V104H193V108L191 109V111H192V113L195 111L196 113H197V116H198V114H199V109L197 110V106L200 108V107H203L202 106V104L204 105V102H206V101H208V100H206L205 101V99H204V97H202V96H200V94H197L198 92H200V91H198L199 89L200 90H202L201 88L203 87H198L197 88V86L195 85V82L193 83L191 80H193L192 78L191 79H189V78H187L188 76H179L181 73H182V71L184 70H186V68H185V66H188L189 64L186 62V65H183V67L185 68H183L182 69V71H181V69H180V73H179V69L178 68H180L178 65H177V61H178V59H179V61H180V55H178V56H180L178 59H177V61H176V63H174L173 61H174V59L175 58H177L178 56H176V57H174V55H172V54H174V53H177V50H186L187 52H184V53H182L181 52V54L183 55L182 57L184 58L183 60L184 61H191L193 58L189 55V57H191L190 59L188 58V57H185V56H188V54L189 53H191V54H193V57H194V61H193V63H194V66H193V68L195 67L196 68V72L194 73V71H192L191 73H193V74H196L195 76H200L201 77V75H203V77H204V75L205 74H207L208 73V70L206 71V72H204L205 71V69H203L202 70V68L200 69V67H205V65H206V62L208 61V62H210L211 61V59H213V57H212V55L214 54L215 56H217L218 54H216V51H214V49L216 48V46H218V45H220L221 43V46H219V49H217L216 48V50L218 51V50H221L220 49V47L221 48H224L223 47V43L226 41V40H230L229 41V43H230V45L229 46H233V44L235 45L236 43H233L232 41H234V40H232V38H228V36H226V33H224V32H227L226 30H225V28H226V26H228L229 27V25H227V24H232V26H234L235 25V27L237 28V29H235V30H243V29H250L251 28V26L252 25H254V23H256V22H254L255 21V19H254V16L252 15V13L249 15V11H248V15L250 16V19H251V21H253L252 22V24H251V22H250V28H249V26H245V24H244V22H243V24L241 23L242 21H243V19L241 20V19H238L239 17H237V16H235V14L234 13H232V11H234L235 10V8H237V7H242V8H244L246 5H244L243 3H242V1H244V0H235L236 2H237V4L235 3V5L236 6H232V5H234L232 2V4H231V6L232 7H228V6H230V4L229 5H226V4H228V3H226L225 5L227 6V9L229 8H231V10H229L228 12H227V10L225 11V14H226V12L227 13H229L230 12V14L231 15H229L228 17L230 18L232 15H234V16H232L231 18L233 19H225V20H227V24L224 22L225 20H223L225 17H227L226 15H223V17L224 18H222V20L221 21H223V22H221L220 20H218L217 21V19H218V17H217V19H216V22L217 23H215V19H214V17H216L215 16V13H217V16L219 15L218 13H219V11H220V9L222 10V9H224V4H223V2H222V0H214V1H209L210 3V5H212V4H214V6H212V7H210L209 8V6H207L209 9H207V12L205 13V4H207V2H208V0H206V1H204V0H190L189 2H187L188 0H172V3L170 2ZM173 1H174V4H173ZM191 1H192V4H191ZM196 1V2H195ZM203 1H204V3L205 4H203ZM228 1V0H227ZM230 1H234V0H230ZM248 1L249 2H251V0H247V3H248ZM157 2V3H156ZM184 2H186V4L184 3ZM198 2V3H197ZM219 2V3H218ZM221 2H222V4H221ZM175 3H177V5L178 6H176V4ZM179 3V4H178ZM184 3V4H183ZM190 3V4H189ZM218 3V4H217ZM224 3H225V1H224ZM244 3H245V1H244ZM194 5V7L195 8H191L190 6H189V8H191V10L190 9H188V6L187 5ZM217 4V5H216ZM222 5L223 7L222 8H220V6L219 5ZM241 4H243L242 6H241ZM173 5V6H172ZM183 5H184V7H183ZM205 7H204V6ZM164 6V7H163ZM187 8H186V7ZM198 6V7H197ZM203 6V7H202ZM216 6H219V10L216 12L215 11V13H214V10L216 9ZM226 6H225V8H226ZM181 7V8H180ZM183 7V8H182ZM233 7H235V8H233ZM176 8V9H175ZM179 8V9H178ZM199 10H198V9ZM203 8H204V10H203ZM173 9H174V11H173ZM194 9H196V10H194ZM161 12H160V11ZM178 10V11H177ZM180 10V11H179ZM186 12H185V11ZM184 11V12H183ZM187 11H188V13H190V12H193V14H194V16L192 17L191 15H192V13L191 14H187V16L189 15L190 17H192L193 19L191 20L190 19V17L188 18V19H190V21H192V23H191V25L192 26H190V23L188 22V21H186V20H188V19H185V18H187V16H185V15H183V13H187ZM200 11V12H199ZM223 11V10H222ZM251 11V10H250ZM183 12V13H182ZM202 12H204L203 14L205 15V18H206V16L208 17V19H204V21H203V17H204V15H203V17L201 18V16H202ZM210 12V13H209ZM172 13H174V15H175V17H177L178 16V20H175V21H177V23H176V25L174 24L175 22H172L171 23V21L173 20V19H176V18H174V15L172 14ZM178 13H180L179 15H178ZM222 13H224V12H222ZM198 14H200V16L198 15ZM208 14V15H207ZM211 14H213L212 16H213V19L211 18L212 16H211ZM220 14H221V12H220ZM167 15V16H166ZM170 15H172V17L170 16ZM180 15H182V19L184 18L185 19V22H188V24H186L185 22H184V19L183 20H180L181 18V16ZM195 15H196V17H195ZM246 15H247V13H246ZM245 15V16H246ZM180 16V17H179ZM185 16V17H184ZM197 16H199L198 17V20H197ZM220 16V15H219ZM249 16H246V17H249ZM252 16V17H251ZM160 17H163V18H160ZM164 17H167V18H165L164 19ZM195 17V18H194ZM235 17H237V18H235ZM201 18V20H199ZM220 18V17H219ZM159 19H161V20H159ZM172 19V20H171ZM209 19H211V22H213V23H215L214 25L215 26H213V28L214 29H216L217 28V26L219 27V28H217L216 30H220V32H222V33H217L218 35L217 36H215L216 38H215V42H217V43H215L214 42V45L213 46H209L210 45V43L211 42H213L212 40L214 39L213 37V32L215 33V35H216V31H214L213 30V28L212 27H210V26H212V25H208L207 23H206V25L207 26H209L211 29H210V33H211V35L212 36H209V37H207V35H206V37L207 38H211V40L210 41H206V42H208L209 44H207L208 46V51H207V54H204V53H202V54H204V57L206 58V56L207 55H209V56H211V57H209L210 58V61L209 60H206V62L204 63V64H202V62H201V65H200V67H199V70H197L198 69V63L196 64V61H197V59H196V56L198 57H202V58H199L201 61H203L202 59L204 58L202 55H201V50H205L206 49V47L205 48H203L204 46H205V40H202L203 39V37L202 36H204V32H205V28H203V25H204V27L206 26L204 23H205V21H207V20H209ZM250 19L248 18V20L247 19H245V21H246V23L248 22V21H250ZM22 20H26L27 22H29L28 23V26L29 27H27V26H25V24L22 22ZM149 20H151V21H149ZM164 20L168 23L169 21V26H168V24L166 23V22H164ZM169 20V21H168ZM144 21H145V23H144ZM161 21V22H160ZM174 21V20H173ZM181 21H183V22H181ZM203 21V22H202ZM220 21V22H219ZM234 21V22H233ZM181 22V23H180ZM198 22H201V23H198ZM210 22V21H209ZM211 22L209 23V24H211ZM233 22V23H232ZM148 23V24H147ZM171 23V24H170ZM178 23H180L181 25L180 26H182V27H180L179 28V26H177V24ZM197 23L198 24H201L200 26L199 25H197ZM219 23H221V24H225V26H224V24L222 25V26H224V27H221V24H219ZM235 23V24H234ZM237 23V24H236ZM240 23H241V25H240ZM159 24V25H158ZM167 24V25H166ZM173 24V28L170 26V25H172ZM183 24H185V25H183ZM231 24H230V26H231ZM179 25V24H178ZM247 25H249L248 23H247ZM146 26V29L144 28ZM161 26H165L164 28L163 27H161ZM167 26H168V28H167ZM178 28H177V27ZM184 26V27H183ZM198 28H197V27ZM243 26H244V28H243ZM174 27H176V28H174ZM192 27V28H191ZM199 27H201L202 28V30H201V28H200V30H199ZM208 27V28H209ZM221 27V28H220ZM227 27V28H228ZM254 27H256V25H254ZM183 28V29H182ZM191 28V29H190ZM195 28H197L198 30H196V32H193V31H195ZM207 28V27H206ZM232 28V27H231ZM230 27H229V29H231ZM234 28V27H233ZM243 28V29H242ZM165 29V30H164ZM167 29V30H166ZM171 29V30H170ZM172 29H173V31H172ZM191 31H190V30ZM194 29V30H193ZM204 29V30H203ZM223 29V30H222ZM256 29V28H255ZM175 30V31H174ZM178 30V31H177ZM189 30V31H188ZM193 30V31H192ZM225 30V31H224ZM232 30H234V29H231V31ZM234 30V31H235ZM147 31V33H145ZM180 31V32H179ZM182 31V32H181ZM203 31V32H202ZM208 31H209V29H208ZM208 31H206L207 33H209ZM213 31V32H212ZM224 31V32H223ZM237 31H235V32H237ZM169 32H171V33H169ZM172 32H173V34H172ZM177 32L179 33V34H177ZM187 32V33H186ZM189 32V33H188ZM198 32L200 33V34H198ZM233 32V31H232ZM232 32H230V30H229V33H232ZM235 32H233V34H230L231 36L232 35H234L235 34ZM156 33H159V34H161V35H159V34H156ZM165 33H167L166 35H167V37H166V35H165ZM174 33H176V34H174ZM181 33H183V34H181ZM185 33V34H184ZM145 34V35H144ZM147 34H149L150 36H148ZM154 34H155V36H154ZM164 34V35H163ZM187 34V35H186ZM199 35V37H200V41L199 42H201V43H199V44H197V42H198V40L196 41V39H198V35ZM225 34V35H224ZM227 34H228V32H227ZM172 35H174V36H172ZM179 35L180 36H183L185 39H187V41L190 43V42H192V43H190L191 45H193V46H191V47H195L193 50L194 51H190L191 50V47H190V44H188V43H185V44H187L189 47H190V50H189V47H187V45H183L184 44V42H185V39L183 38V37H180V38H182V40H184L183 42H182V40L179 38ZM209 35V34H208ZM229 35V36H230ZM242 35H244V34H242ZM157 36L159 37L158 39H157ZM163 36H165V38H166V40H164V37ZM175 36H176V39H177V37L180 39H178L179 41L178 42H181V43H177V40L175 39ZM186 36H187V38H186ZM192 37V38H196V39H190V41H189V38L190 37ZM223 36H225V38H227V39H222V37ZM239 36H241V35H239ZM239 36H237V37H239ZM117 37H120L118 40H119V42L117 41V42H115L116 40V38ZM135 37H142V39H144V41H145V39H146V41L148 42V44H152L153 45V47H152V45L150 46V48H149V50L151 49V47H152V49L154 50V52H153V50L152 51H149V53H151V54H149V53H147L148 51H146V52H144L143 54H142V50L143 51H145V50H147V48H148V45L146 46L147 48L146 49H143V48H145V45H144V43H143V48L142 47H140V51H138V48L136 49L135 48V50H137V51H134V45L136 44V42H135V44L133 45L132 44V42L131 41H133V38H135ZM150 37H154V41L153 40H151L152 38H150ZM163 37V38H162ZM169 37H171L170 38V40H169ZM205 37V36H204ZM220 37H221V39H220ZM242 37V36H241ZM112 38H115V39H112ZM202 38V39H201ZM213 38V39H212ZM204 39H206V38H204ZM216 39H217V41H216ZM219 39H220V44L218 43V41H219ZM234 39H236V38H234ZM109 40H112L113 42H110ZM115 40V41H114ZM121 40H125V42L123 41H121ZM130 41V46L128 45V46H126L127 45V42L128 41ZM159 40H161V41H159ZM222 40H224V42L222 41ZM139 41V40H138ZM138 41H137V43H138ZM149 41H150V43H149ZM173 41H175V42H173ZM194 41H196L195 43H194ZM222 41V42H221ZM141 42V41H140ZM139 42V43H140ZM143 42V41H142ZM141 42V43H142ZM147 42H145V43H147ZM154 44H153V43ZM162 43V47L165 49L166 48V46H167V48L164 50L163 48L161 49L159 46L161 45V43ZM169 42V43H168ZM204 42V43H203ZM126 45H125V44ZM138 43V44H139ZM227 43H228V41H227ZM226 43V44H227ZM228 43V44H229ZM112 45V47H110V46H108V45ZM120 44H122V45H120ZM138 44H137V46H138ZM156 44V45H155ZM173 44V45H172ZM174 44H176V46L174 47ZM181 44V45H180ZM218 44V45H217ZM118 45H119V47L121 46L122 48H120L119 49V47H118ZM133 45V46H132ZM139 45H142V44H139ZM157 45H158V48H157ZM195 45H197V47L195 46ZM200 45V47H202L201 49H200V51H199V46ZM201 45H203V46H201ZM211 45H212V43H211ZM115 46V47H114ZM128 47V49L127 48H125V47ZM136 45H135V47H137ZM215 46V47H214ZM109 47H110V49H109ZM130 47H133V49H130ZM172 47H174V49L172 48ZM211 47H214V49L212 50L211 49ZM112 48V49H111ZM124 48V49H123ZM141 48H142V50H141ZM161 50H163L162 52V54H159V50L160 49ZM109 50V53H111V54H113L112 52H116V51H118L119 52V50H120V52L122 53H120L119 52V54H121L122 56H123V54H124V56L123 57H125V58H123V59H126V62H125V64L126 65H124V61H123V59H121V58H119L121 61H118L119 59H117V58H114L113 60L111 59L112 57L110 56V54H109V56H110V58H108L107 60V62H115L116 61V65L118 64H120V63H122L120 66H123V67H125V66H127V65H131L132 66V62H133V59H131V61H128V56L127 55H129L130 53V55H132L133 57L135 56V57H138L137 58V60H136V58H135V60L134 61H137L138 62V64L140 63L139 61H138V59H139V56H136V54L135 55H133L134 53H138V52H140V55H146V58H145V60L146 61H144L143 59L144 58H141L142 56H140V59L141 60H143V63H144V65H146V67L144 66V67H142V69L139 67V69L138 70H141V71H138L137 70V68H136V70L138 71V72H140L141 74H144L143 76L145 77V78H143L142 77V75L141 76H139L140 75V73H137L138 75H136V77L134 76L135 74L133 73H131L132 75H129L130 74V70L131 69H128V73H127V67H125V69H126V74L125 75H123L122 73L124 72L123 70L121 71V69H118L117 68V70H119V71H114V73H113V77H111V79H108V78H110V75H112L111 73H109L110 75H109V77H108V75H107V79H108V82H107V84L104 86V82H105V80H104V78H103V76L104 77H106V75H101V74H103V72L104 73H106L105 71H108V70H106V68H105V71L102 69V66L100 67V64H97L98 65V67L97 66H93V68H94V70L95 69H98L99 71L101 70H103V72H101V76H98V79H99V77H100V81H101V83H103L102 84V87H103V89L101 88H99L100 90H103V91H100L99 89H98V87L100 86V84L99 83H97V78H95V76H97L96 74H98V70H95L94 71V73H95V76H93L94 78H92V75L91 76H89L88 77V81H89V78H90V83L92 82V79H96V81H94L93 80V83L94 84H99V86L97 87V88H95L96 90L98 89V91H100V93H101V96H99V97H93L92 98V96H93V94H92V96H89V95H91V94H89V93H87V92H85V91H87L86 90V88L85 89H83L84 88V86L86 87V85H87V88H88V84H86L85 83V81L87 82V83H89L88 81H87V78H84V75H83V84L81 83L82 81L80 80V79H77L78 78V76H79V74H78V72L79 71H81L80 70V67L79 66H81V64H80V62L81 63H83L82 61H85V60H87V59H84L83 57H85V58H87V56L90 58H94L95 57V60L94 59H91V62H92V60H94L93 62L95 63V61H96V63H99L100 61H101V59H99V56H97V54L99 53V54H105V53H108L107 51ZM158 49V50H157ZM95 50H97V53H96V51ZM100 50H102V51H100ZM105 50V51H104ZM113 50H115V51H113ZM121 50H123V51H127V52H125V53H123V51H121ZM161 50H160V53H161ZM175 50V52L173 53V51ZM196 50H198L199 52H200V54H195L197 51ZM212 50V51H211ZM104 51V52H103ZM110 51H112V52H110ZM155 51H157V53L155 52ZM165 51H171V55L173 56H171L172 57V61H170L169 59L171 58V57H167V55H169L168 53H166ZM134 52V53H133ZM164 52L167 54H165L164 55ZM189 52V53H188ZM203 52V51H202ZM206 52V51H205ZM208 52H209V54H208ZM212 52H214L213 54H212ZM222 52H223V50H222ZM95 53H96V55H95ZM128 53V54H127ZM170 53V52H169ZM219 53V52H218ZM220 53H221V51H220ZM88 54V55H87ZM118 53H117V55H115V57L116 56H119L120 57V55H119ZM139 54V53H138ZM152 54H155V55H153L155 58L156 57H159V56H161V57H159L160 59H158V58H153L156 62H155V65H154V61H153V59H152ZM159 56H158V55ZM177 54H180L179 53V51H178V53ZM185 54V55H184ZM210 54H212V55H210ZM108 55V54H107ZM106 55V56H107ZM176 55V54H175ZM220 55V54H219ZM222 55V54H221ZM105 56V55H104ZM103 56V57H104ZM108 57V56H107ZM164 57H166L167 58V62H169V63H171V64H169V63H167L166 65H169V66H172V64L174 63L175 65H177V69H173L174 67V65L172 66V69L176 72V73H179L178 75L174 72V74H170L169 72H170V70H168L167 69V67H165L164 65L165 64H160V65H162V66H164V68H166V69H164L163 71L164 72H166V70H167V72L165 73V74H167V75H165V77L166 76H168L169 74V77L171 78V76H175L176 77V80H178V78H179V82H180V80H182V78H183V80H185V81H191L193 84H189V83H187V86H191V88H194V87H192V85H194L195 86V89L194 90H196L197 91V93H196V99L198 100V96H200V97H202L201 99H200V101H192L193 99L191 98V96L192 95H194V94H192V92L193 93H195V91H193V89H192V92H191V94L188 96V92H184L186 89H188V88H185V87H183V84H185V83H183L182 84V86H180V85H175V86H179V87H182L181 89H177V88H174L173 87V85L176 83H178V82H175V83H173V81H172V78H171V81L168 79H164V82H165V80L166 81H169L170 83V86L172 87V88H174L175 90H177V91H180L181 92V90H182V92H181V94H182V96L184 97V94H185V96H186V99H184V100H182V97H181V94H180V96H178L177 97V95H179V94H177V92L175 93V90L174 91H172L173 89L169 86H166V87H168V89L167 90H165L164 88H166V87H160V86H158V85H160L161 83H164L163 82V80H162V77H161V79H158V78H160V77H158V76H162V75H160L161 73H162V71L160 72V70L161 69H163V67L162 66H159V65H157V64H159V63H161V60L163 61V59H164V61H165V58ZM81 58H83L82 60H81ZM104 58H106V57H104ZM151 58V59H150ZM215 58V57H214ZM220 57H217V59H215L216 61L219 59ZM221 58H225V57H221ZM103 59V58H102ZM186 59V60H185ZM199 59H198V61H199ZM207 59V58H206ZM81 60V61H80ZM115 60V61H114ZM152 60V64H150V65H152V66H150V65H148V63H151L150 61ZM158 60H160L159 62H158ZM176 60V59H175ZM214 59H213V61H215ZM233 60V59H232ZM104 62H105V59L103 60ZM118 61V62H117ZM149 61V62H148ZM164 61H163V63H164ZM178 61V63H180ZM213 61H211V63H214ZM215 61V62H216ZM219 62H220V60H218ZM218 61H217V64H218ZM221 61H226V59L225 60H222L221 59ZM87 62H89V61H87ZM91 62L89 63L90 65H91ZM111 62V64H113ZM120 62V63H119ZM131 63V64H129V63ZM142 62V61H141ZM148 62V63H147ZM181 62H183V61H181ZM204 62V61H203ZM207 62V63H208ZM223 62H220V65L221 66H218L216 63V67H218L219 69L221 68V70H222V68L224 67V65L223 64H221V63H223ZM229 62V61H228ZM86 63V62H85ZM95 63V64H96ZM143 63H141V64H143ZM191 63V62H190ZM210 63V65H212L213 66V64H211ZM229 63H231V62H229ZM228 63V64H229ZM232 63H234V62H232ZM89 64H87V65H89ZM95 64H93V65H95ZM103 64V63H102ZM101 64V65H102ZM107 64V63H106ZM110 64V63H109ZM182 64H185V62L184 63H182ZM103 65H105V64H103ZM134 65H136V63H134ZM134 65H133V67H134ZM140 65V64H139ZM197 65V66H196ZM223 65V66H222ZM84 66H86L85 64H84ZM107 65H105L104 67H106ZM110 66H112V65H110ZM130 66V67H131ZM148 66H149V68H148ZM157 66H159L158 68V70H157ZM169 66H168V68H169ZM212 66H209V63H208V66H206V67H208L209 68V70H213L212 71V73H211V71H209V73H210V75H209V73H208V75H209V77H207V79H203L202 80V78L200 79L201 81V83L200 82H198V83H200L201 85H202V82H203V84H204V82L206 81V80H208L209 81V79H210V76H212L211 74H214L215 73V66H213V67H215V68H213L212 69ZM227 66V65H226ZM91 67H92V65H91ZM116 67V66H115ZM114 67V68H115ZM119 67V66H118ZM122 67V68H123ZM129 67V66H128ZM152 67V68H151ZM156 67V68H155ZM160 67H162V68H160ZM191 67V66H190ZM205 67V68H206ZM81 68H83V67H81ZM87 68V67H86ZM90 68V67H89ZM89 68H87L88 70H89ZM93 68L91 69V70H93ZM101 68V69H100ZM113 68V67H112ZM119 68H121V67H119ZM135 68H133L132 69V71H134L135 72ZM145 68H148L149 70L150 69H152L149 73L151 74H149L150 76H148V73H147V71H148V69H146L145 70V73H144V69ZM182 68V67H181ZM85 68H83V71H86V70H84ZM171 69V71H172V73H173V70ZM188 70H189V67L187 68ZM207 69V68H206ZM218 69V70H219ZM110 70V69H109ZM112 70V69H111ZM111 70L109 71V72H111ZM187 70V71H188ZM195 70V69H194ZM202 70V71H201ZM83 71H81L80 72V75H81V73L83 72ZM121 71V72H120ZM154 71H159V72H154ZM169 71V72H168ZM187 71L185 72L186 74H187ZM191 71V69L188 71V72H190ZM197 71H201L202 72V74L200 75L199 74V72H198V74H197ZM89 72V71H88ZM93 72V71H92ZM117 72H120V74L121 75H123L124 77H125V79H127V80H125L124 79V77H123V79L121 78V76H117L118 74H117ZM152 72H154V75L153 76H155V74H158V76L156 75V77H152ZM90 73H91V71H90ZM116 73V74H115ZM147 73V74H146ZM169 73V74H168ZM205 73V74H204ZM85 74V73H84ZM86 74H87V71H86ZM115 74V75H114ZM119 74V75H120ZM128 74V75H127ZM164 74V73H163ZM182 74H184V73H182ZM181 74V75H182ZM24 75V76H25ZM88 75H89V73H88ZM94 75V74H93ZM99 75V74H98ZM147 75V76H146ZM185 75V74H184ZM188 75V74H187ZM190 75V74H189ZM192 75V74H191ZM190 75V76H191ZM29 76L27 75V77H26V79L27 78H29ZM115 76H116V78H115ZM126 76H127V78H126ZM134 76V77H133ZM194 76V78L196 79V77ZM80 77H82V76H80ZM86 77V76H85ZM151 77V78H150ZM191 77H193V76H191ZM200 77H197V80H198V78H200ZM205 77H206V75H205ZM22 78V79H21ZM92 78V79H91ZM148 78H150L149 80H148ZM153 78V79H152ZM181 78V79H180ZM212 78H215V77H213L212 76ZM24 79V80H23ZM82 79V78H81ZM136 79V80H135ZM157 79H158V81H157ZM175 79V78H174ZM187 79H189V80H187ZM194 79V80H195ZM104 80V81H103ZM111 80V81H110ZM193 80V81H194ZM197 80H195V81H197ZM81 81V82H80ZM157 81V82H156ZM175 81V80H174ZM184 81V82H185ZM208 81H206L208 84H210L211 82H212V80L210 79V81L211 82H208ZM216 81H217V78H216ZM215 81V79H214V82H216ZM221 80L219 79V82H220ZM76 82H80L81 83V85L82 86H80V84H78L79 86H75V84H76ZM135 82H137V84L135 83ZM205 82V84L204 85H207V86H204L205 88L206 87H209V85L207 84ZM218 82V81H217ZM218 82V83H219ZM129 83V84H128ZM133 83V84H132ZM135 83V84H134ZM146 83V84H145ZM150 83V84H149ZM198 83H196L197 85H198ZM218 83H217V85H218ZM30 84H32L31 86H30ZM153 84H155V85H153ZM168 84V85H169ZM199 84V85H200ZM219 84H221V85H219V86H221L222 88L221 89H223L224 87H225V83H222V82H220ZM114 85V84H113ZM150 85H152V86H150ZM162 85V84H161ZM165 85H166V82H165ZM211 85H213V82L210 84V87L209 88H207L208 90L210 89L211 91H212V93H213V89H215V93H216V90L218 89H216V88H214L213 86H211ZM214 85L216 86V84L214 83ZM89 86H94L95 87V85H92V83L89 85ZM112 86V85H111ZM111 86H110V88H111ZM117 86H116V88H117ZM162 86H164V84L162 85ZM184 86H186V85H184ZM218 86V87H219ZM81 88L80 90L78 89V91H79V93L81 94L83 91H81V90H84V92L83 93H87L86 94V96L88 97H86L87 98V101L89 102V103H91V104H89L88 102V104L90 105H87V104H84L85 102H86V100L84 99V98H82V95L83 94H79L78 95V93L76 94V92H78V91H76L75 89H77V88ZM107 87H109V86H107ZM112 87H114V86H112ZM155 88V90H153L152 92H151V90L153 89V88ZM203 87V88H204ZM213 87V88H212ZM217 87V86H216ZM255 87L256 86H254V90H255ZM260 87V86H259ZM258 87V91H256L257 93L258 92H260V90H263L262 89V87L261 88H259ZM72 88H73V90H75V92L74 91H71L72 90ZM93 88V87H92ZM116 88L114 89V91L116 90ZM148 88H151V90H148ZM158 88H161L160 90L158 89ZM183 88L185 89L184 91H183ZM191 88H189V89H191ZM198 90H197V89ZM257 88V87H256ZM90 89H91V87H90ZM89 88H88V91L90 90ZM107 89H109V88H107ZM113 88H111V90H112ZM158 89V94H155V95H161V93H159V91H161L162 89H164L165 90V93H167V92H170L172 95H170V96H167L168 95V93H167V95L166 96H164V98L162 97V95H163V93H162V95L159 97V96H154V97H152L153 95H154V92L156 91ZM188 89V91H190ZM95 90V91H96ZM110 90V89H109ZM110 90V92H112L113 94H115L116 96H118V95H120V96H122L121 95V93L119 94V93H117L118 91L116 90L115 92L114 91H111ZM205 90V89H204ZM209 90V91H210ZM219 90V89H218ZM217 90V91H218ZM249 90V89H248ZM253 90V91H254ZM98 91H97V93H98ZM122 91V90H121ZM163 91V90H162ZM161 91V92H162ZM172 91V92H171ZM209 91L208 92H206V94L208 95L209 94ZM243 91H246V90H243ZM253 92V94L254 93H256V92ZM34 93V94H32V93ZM91 92H94V91H91ZM127 92V93H128ZM138 92V94H139V91H137ZM179 92V93H180ZM203 92V91H202ZM201 92V93H202ZM252 92V91H251ZM70 94V96H72V100L69 98V94ZM75 93V94H74ZM104 93V92H103ZM124 93H122V94H124ZM127 93H125V95H128ZM187 93V94H186ZM190 93V92H189ZM204 93V92H203ZM203 93L201 94V95H203ZM215 93H213V96H214V94ZM66 94L68 95L66 98H64L65 96H66ZM95 94H96V92H95ZM94 94V95H95ZM105 94V93H104ZM111 94V93H110ZM109 94V95H110ZM112 94V95H113ZM148 94V95H147ZM149 94H151L150 96V98H149ZM174 94H176V97L177 98H179V99H177L176 97H175V95ZM205 94V95H206ZM34 95V96H33ZM64 95V96H63ZM100 95V94H99ZM110 96V97H113V96ZM124 95V96H125ZM125 96V97H123L124 99V102L127 100L126 98L127 97H129V99L127 100L128 101V105H129V100H130V97L131 96ZM207 95H206V97H207ZM211 95V94H210ZM31 96H33V97H31ZM60 96H62L63 98H64V100L65 99H68L67 101H64L63 100V102L62 101H60V100H62V97H60ZM96 96V95H95ZM97 96H98V94H97ZM106 96V95H105ZM119 96V97H120ZM59 97L61 98V99H59ZM103 97V98H102ZM109 96H108V98L111 100L112 98H110ZM119 97H117V98H119ZM135 97V98H136ZM155 97H156V100H155ZM158 97V98H157ZM163 98L164 100H162V99H160V98ZM171 97V99H168V98H170ZM187 97H188V99H187ZM193 98H194V96H192ZM209 97H212V95L211 96H209ZM208 97V98H209ZM39 99V100H37V101H39V103L38 102H36V99ZM58 99V100H56V102L55 101H53V104L51 103V100L52 99ZM75 98H77V99H75ZM117 98H115L114 97V99H116V103L118 104V105H121V103L122 102H119V100L117 99ZM134 98V99H135ZM148 98H149V100H148ZM154 98V99H153ZM173 98H176V99H173ZM22 98H18V100H17V103H19V104H17V106H19V105H21V107H26V106H22V103H24V102H22L21 103V100H23ZM33 99V100H32ZM105 99V100H104ZM109 99L107 100V102L109 101ZM114 99H112V100H114ZM119 99H121V97L119 98ZM126 99V100H125ZM151 99V100H150ZM157 99H159V101H157ZM168 99V101L170 100L171 102L174 100L175 102H177V110H174V109H176L175 108V106H174V104L173 103H175V102H173V103H171V102H169V103H171V104H169V108L168 109H170L171 108V111L169 110V112H165L164 113V111L166 110L165 108L167 107V105H168V101H166ZM181 99V100H180ZM190 99H192V100H190ZM195 99V100H196ZM32 100V101H31ZM76 100L78 101V102H76ZM111 100V101H112ZM117 100H118V102H117ZM122 100V101H123ZM132 101H133V98L131 99ZM141 102H140V101ZM148 100V101H147ZM190 100V101H189ZM111 101H109L108 103H104V105H107V104H110V102ZM131 101V102H132ZM144 101V102H143ZM149 101H153L152 103L150 102L149 103ZM160 101L162 102V103H160ZM181 101V102H180ZM188 101V102H187ZM204 101V102H203ZM48 102H50L51 103V105L50 106H52V107H50L49 105H47L48 104ZM55 102V103H54ZM80 102H81V105H79L80 104ZM96 102V101H95ZM97 102L99 103V101L97 100ZM130 102V103H131ZM179 102V103H178ZM79 103V104H78ZM114 103V102H113ZM116 103H114V105H116ZM120 103V104H119ZM127 103V102H126ZM126 103H124V104H126ZM149 103V104H148ZM156 103H157V105L161 108L162 107V110L158 107V106H155L156 105ZM164 103L165 104H167V105H165L166 107H164V109H163V106H164ZM197 103H198V105H197ZM231 103H234V101L233 102H231ZM27 104V103H26ZM32 104H30L31 105V107H33L32 106ZM143 104V105H142ZM145 104H148V105H145ZM150 104H152L151 105V108L149 107V105ZM160 104V105H159ZM162 104V105H161ZM27 105H29V103L27 104ZM99 105V104H98ZM110 105H112V104H110ZM117 105V106H118ZM127 105V106H128ZM133 105H138L139 107H134ZM173 105V106H172ZM196 105V106H195ZM253 106L254 104L252 103V104H248V106L249 107H251V106ZM257 105V104H256ZM47 106H49V107H47ZM73 106V105H72ZM82 106H87L86 108H84V107H82ZM94 106V105H93ZM109 106V105H108ZM143 106V107H142ZM155 108H153V107ZM174 107V109H172V107ZM226 106H228V105H226ZM225 106V108H228L229 106H232L231 104H229V106L228 107H226ZM28 107V106H27ZM70 107V111L72 112V108H71V106H69ZM96 107H97V109H96ZM102 107H103V104H102ZM119 107H121V109H123V107H126V106H119ZM118 107V108H119ZM129 107H127L128 109H129ZM140 107H142V108H140ZM148 107V108H147ZM183 107H186V106H183ZM183 107H181V113H183L182 112V110L184 111V113L186 112V110H187V108L186 109H183ZM195 107H196V109H195ZM94 108V110L96 109V110H100L101 112H102V110L104 109H102V108H100V106H99V108L100 109H98V106H96L95 105V107H93ZM109 108V107H108ZM106 108V109H104L103 111L105 112V110H107V111H111L110 113L113 115V117H114V115H116L115 113L113 114L112 113V110H111V108ZM118 108L116 109V108H114L115 110H117L118 111ZM127 108H125L126 110H127ZM160 109V110H156V109ZM257 108V110H258V107H256ZM256 108H254L255 109V111H256ZM18 109H21L22 110V108H18ZM56 109V108H55ZM57 109V110H58ZM92 109V108H91ZM113 109V108H112ZM113 109V110H114ZM120 109V110H121ZM143 109V110H144ZM147 109H150V111H148ZM167 109V110H168ZM201 109V108H200ZM261 109V108H260ZM21 110H19V112H21ZM35 110H37V109H35ZM47 110V109H46ZM58 110V111H59ZM66 110V109H65ZM69 110V109H68ZM93 110V111H94ZM114 110V111H115ZM124 110V109H123ZM122 110V111H123ZM125 110V111H126ZM135 110H133L132 111V109H131V113H133ZM138 110H137V112H138ZM144 110V111H145ZM174 110V111H173ZM189 110H187V112L189 111ZM253 109H251L250 110V114H251V116H253L252 115V113H253V111H252ZM23 111V110H22ZM63 112H64V110H62ZM67 111V110H66ZM99 111V112H100ZM113 111V112H114ZM125 111H124V113H125ZM142 111V110H141ZM145 111V112H146ZM180 111V110H179ZM191 111H189V112H191ZM199 111V112H198ZM47 112H49V110L47 111ZM68 112V111H67ZM66 112V113H67ZM90 112H91V114H90ZM119 112V111H118ZM117 112V114H120V112L118 113ZM127 112H130V110H127ZM136 112V111H135ZM150 112H152V114H150ZM256 112H260V110L259 111H256ZM65 113V112H64ZM82 113H85L87 116H83L82 115ZM123 113V112H122ZM121 113V117H120V115L119 116H116L115 118V120H116V122L118 121L117 120V117H120V119L123 117L124 118V115H125V118L127 117H129V113L127 114V113H125V114H122ZM143 113V115H144V112L142 111V112H140V114H142ZM154 113V114H153ZM192 113H191V115H192ZM255 113V112H254ZM84 114V115H85ZM97 114V116L95 117V115ZM104 114V113H103ZM107 114L108 113H105L103 116L104 117H107V118H105V120L107 119V120H111V118H109L111 115H109V116H107ZM138 114V113H137ZM140 114H138L140 117H141V115ZM165 114H169L168 116L167 115H165ZM170 114H173L174 115V119L172 118L173 117V115L172 116H170ZM256 114H258V113H255L254 114V117L256 118L257 117V115ZM61 115H63V113L61 114ZM81 115V116H80ZM88 115H91V120L90 121H88V120H86V119H88L89 117H88ZM128 115V116H127ZM131 115L132 114H130V117H131ZM134 115V114H133ZM145 115H147V113H145ZM153 115H154V117H157V118H153ZM157 115H159V116H157ZM165 115V116H164ZM193 115H195V113L193 114ZM256 115V116H255ZM72 116V117H71ZM83 116V117H82ZM102 116V113H101V117H103ZM148 116V115H147ZM161 116H162V118H161ZM178 116H181V118L179 117L178 118ZM189 116H190V113H189ZM260 115H258V117H259ZM55 117H57V116H55ZM84 117H86V119L84 118ZM88 117V118H87ZM97 117H98V119H97ZM112 117V118H113ZM129 117V118H130ZM136 117V116H135ZM168 117H170V119H171V121L173 122V123H171V121H169V122H167L168 121ZM175 117H177L178 119H182V121H183V123L181 122V120H180V122L182 123V125H181V123L178 121V119H177V123H176V119H175ZM199 117H200V114H199ZM254 117H252V119H253V123H255V122H257V123H255V124H253L252 123V125H254V126H251V128H250V124L251 123H249L251 120L250 119H248V123H245V125L246 124H249V126H247V127H245V128H243L244 126L243 125H241L240 127L241 128H243L244 130H246L248 127V129L250 130V129H252V131L253 132H256V129H258V128H260L261 129V126H262V122L264 121V116H263V119L260 117V118H258V119H255ZM46 118H44V119H46ZM66 118V119H65ZM77 119L78 120V123L80 124V129H79V124L78 125H76V120H74V119ZM84 119V120H86V122H88L87 124H86V122L85 121H83V122H85L84 124H82V122L80 123V119ZM123 119L124 120V123H126V126L127 125H129V124H131V125H129V126H133L135 123H137V125L139 126V124L140 123H138V120H140V118L139 117H137L138 118V120L132 125V121L134 120L135 121V118H134V116H133V119H132V121H131V123L129 122L130 120L129 119ZM132 118V117H131ZM145 116L144 117H142L141 119H143L142 121H144L145 119ZM161 119V121L163 122V120L164 121H166V123L164 122L163 124H162V122H159L160 121V119ZM248 118H249V116H248ZM150 119H151V117H150ZM154 119L156 120V124H155V122H154ZM169 119V120H170ZM191 119V118H190ZM199 119V118H198ZM66 120V121H65ZM103 120V124H105V123H109V124H112V123H110V122H115V120H112V121H109V122H105L104 121V118L102 119ZM123 120L121 119V121L119 122L118 121V123L119 124H121L122 122H123ZM200 120V119H199ZM243 120H245V118H243ZM247 120V119H246ZM256 120H258V121H256ZM56 121H58V120H56ZM125 121H127L129 124H127V122H125ZM141 121V120H140ZM198 121V120H197ZM255 121V122H254ZM68 122V123H67ZM72 122H75V123H72ZM115 122V124H117ZM146 122V123H147ZM190 122V123H191ZM240 122H241V120H240ZM252 122V121H251ZM46 123V124H47ZM102 123V122H101ZM100 123V124H101ZM124 123H122L123 124V126L125 125ZM141 123H143V122H141ZM145 123V122H144ZM159 123V124H158ZM168 123V124H167ZM174 123H176V124H174ZM179 123V125H177ZM198 123V122H197ZM261 123V124H260ZM264 123V122H263ZM47 124V125H48ZM73 124V125H72ZM74 124H75V126H74ZM96 124H98V123H96ZM99 124V125H100ZM109 124H107V126L109 127ZM121 124V125H122ZM166 124V125H165ZM169 124H171V125H173L172 126V128L173 129H170L171 128V125H169ZM240 124H242V123H240ZM243 124H244V122H243ZM47 125H45V123H44V126H46L47 127ZM64 125V126H65ZM84 125V128H88V127H90L91 125H92V123L90 124V126H89V124L87 125V127ZM113 125V124H112ZM136 125V126H137ZM147 125V124H146ZM164 125V127H162ZM176 125V126H175ZM180 125H181V127H180ZM185 125H188V127L186 128V127H183V126H185ZM191 125V124H190ZM198 125V126H197ZM264 125V124H263ZM22 126H25L23 123H22ZM43 126V125H42ZM41 126V127H42ZM54 124H53V130L52 129H49L48 131H50V133H52L53 134V131L54 130H56V128L54 129ZM68 126V125H67ZM81 126H82V128H81ZM106 127L107 128V130H109V128L106 126V124L105 125H103V127ZM113 126H116V125H113ZM118 127H119V125H117ZM128 126V127H129ZM135 126V125H134ZM143 126V125H142ZM141 125L139 126L140 128H142L141 129V131L140 132H142L143 131V128L145 127V125L142 127ZM158 126V127H157ZM166 126V127H165ZM169 126V127H168ZM174 126H175V128H174ZM197 126V127H196ZM243 126V127H242ZM257 126H258V128H257ZM260 126V127H259ZM20 127V126H19ZM51 127V128H52ZM69 127H65V129H61L60 128V131L61 132H63V133H65V131L67 130V132H69L70 130H68V128ZM72 127H77V129L78 130H75L74 128H72ZM92 127H93V125H92ZM92 127H90V129L88 130V132L90 133V132H92L93 131V133H95L96 134V137H95V135L92 133L91 135L90 134H88V132H86V131H80L81 133V137H82V134H87V135H83L84 136V138L87 140V141H89L90 142V144H89V147H88V144L86 143V148H85V146L82 144L83 143V141H80V139H81V137L78 135H76L77 137H78V139L76 138V136L74 137V138H76L78 141H80V143L77 141V146H76V148H75V143L76 142H74L72 139V137H73V135H72V137L70 136V135H68V134H70V132L68 133V134H64V135H66V136H64L61 132H60V134H62L64 137H63V139L65 138V139H67V141L69 142H71V140H72V142L71 143H73L74 142V145L72 144V146H73V148H71V147H69V148H71V149H69V148H67V149H69V150H67V151H70V152H72V153H74L73 151H75V149H77V151H75V152H78V153H80V151L82 150H84V151H87V150H89L88 148H91V146L94 148H92L93 150H95L96 152H97V150L99 151V149H101L100 148V146L101 145H104L103 143H104V141H103V143H101V145L100 144H98L99 142L97 141V144H96V146H93V145H95L93 142H91V140H92V138H96V139H99L100 140V138H97L98 136H102L103 137V135L105 134V136H106V133L107 132H109V131H107L106 133H104L106 130V128L104 127H102V124H101V126H98V125H96V129L97 128H99L100 130L101 129H104V132H103V130L101 131V132H103L102 134L100 133V131L99 132H97L96 133V131L97 130H95V132H94V130L92 129ZM94 127H95V125H94ZM101 127V128H100ZM117 127V128H118ZM120 127H122V126H120ZM138 127V128H139ZM160 127V128H159ZM193 127H195L196 129L194 130V128ZM230 127H234V126H230ZM255 129H254V128ZM21 129L22 128H24V127H20ZM115 127H113L112 129H114ZM116 128V130H117V132L116 133H118L119 131H118V129ZM124 127H122L121 129H123ZM131 128V127H130ZM129 128V129H130ZM133 129H134V127H132ZM136 128V127H135ZM152 128H155V129H159V131H158V129L157 130H153ZM164 128H167V131L165 132L163 129ZM179 128H180V130H179ZM182 128V129H181ZM25 129L26 128H24L22 131H25ZM44 129V128H43ZM58 129V128H57ZM74 129V130H73ZM98 129V130H99ZM111 129V128H110ZM128 129V131H129V133L131 134V132L132 131H130ZM132 129V130H133ZM146 129V128H145ZM147 129H148V127H147ZM162 129V130H161ZM243 129H239V127H238V129L237 130H239L240 132H241V130H243ZM247 129V130H248ZM59 130V129H58ZM57 130V131H58ZM63 130V131H62ZM115 130V129H114ZM124 130V129H123ZM161 130V131H160ZM173 130V131H172ZM188 130V129H187ZM255 130V131H254ZM44 131V133H46V131H47V128L46 129H44L43 130ZM47 131V132H48ZM128 131L125 133L124 131V133L125 134H127L128 133ZM134 131V135L136 134L135 133V131L136 130H133ZM138 131H139V129H138ZM138 131H136L138 134L140 133V132H138ZM148 131V132H147ZM155 131H158V133L160 134H156V132ZM169 131V132H168ZM180 131V133H178V132ZM251 131V130H250ZM250 131H244V132H241L242 134L243 133H246V136H244L245 134H243V136H240V137H243V138H245V139H247L248 137V135L247 134H249V133H251ZM259 131V130H258ZM59 132V131H58ZM73 132L71 133V134H73ZM112 132V131H111ZM111 132H109L108 133V135H107V137L109 136V135H114V133H112L111 134ZM122 132V131H121ZM168 132V133H167ZM175 132H177L178 133V135H177V133L175 134ZM182 132H183V134H182ZM187 132V131H186ZM196 132L197 131H195V134H193V135H195L196 136ZM21 134V135H19V134ZM17 133V142H18V151L20 152V155L22 156H20L22 159H20V157H19V162H21V163H23L24 161H23V157L25 156H23L22 155V149H24L25 150V148L27 149L24 153L26 154V152H27V154H26V156H25V158H24V160H25V162L24 163H27L26 161H28V163H29V161L31 162V163H36V161H37V163H38V160L36 159V158H38V157H42L43 155H45V154H48V152L47 153H45L46 151H42V154H41V151H40V149H39V147H35V146H33V145H31V147L33 148V147H35V149H37L38 150V152L36 151V150H34V149H31L32 150V153L34 154H38V157H37V155L35 156V154L33 155L32 153H30L29 152V154H28V151L30 150H28V148H30V141H31V138H29L30 136H27V133L26 132H18ZM42 133V132H41ZM42 134L43 135V138H44V135H46V134ZM49 132L47 133V137H52L53 138V135L52 134H50ZM124 133H121V134H119L118 133V137H117V139L119 140V135L122 137V138H120V142H121V139H123L124 137H126V136H122V134H124ZM143 133V135H145ZM148 133V135H150ZM161 133H162V135H161ZM171 133V134H170ZM174 133V134H173ZM224 133V132H223ZM240 133V134H241ZM48 134H50L49 136H48ZM55 134H57L56 133V131H55ZM124 134V135H125ZM152 134V133H151ZM156 134V135H155ZM170 134V135H169ZM222 134V133H221ZM226 134L227 133H225L224 134V136H226ZM23 135V138L21 137ZM41 135V136H42ZM92 136V138H90V137H87V136ZM116 135V134H115ZM134 135H133V137H134ZM140 135V134H139ZM168 135V136H167ZM174 135L176 136L177 135V137L180 135V137H174ZM254 135V133H251V136H253ZM58 136V135H57ZM56 136V137H57ZM69 137L70 136V138L69 139H71V140H68V138H66V137ZM128 136H132V135H129L128 134ZM127 136V137H128ZM160 136V137H159ZM162 136H164V137H162ZM172 136V137H171ZM181 136H182V138H181ZM186 137V141L184 140L185 139V137ZM191 136V135H190ZM195 136H193V137H195ZM222 136H223V134H222ZM251 136L249 137L250 139H251ZM27 137V138H26ZM55 137V136H54ZM59 137V136H58ZM106 137V139L108 140V138ZM135 137H136V139H137V136L135 135ZM134 137V138H135ZM141 137V139H142V143H144L146 140H144V136L142 137V136H139V138ZM170 137V138H169ZM175 138V140L174 141H172V138ZM220 137H221V135H220ZM42 138V139H43ZM46 138V137H45ZM61 138V137H60ZM60 138H58V139H60ZM88 138H90V139H88ZM104 139H105V137H103ZM103 138H101V139H103ZM112 138V140H114V138L116 139V136L113 138V136H110V139ZM129 138V137H128ZM138 138V139H139ZM222 139H224L223 137H221ZM248 138V139H249ZM30 139V140H29ZM41 139V138H40ZM50 138H48V140H47V138L46 139H44V142H45V140H47V142L48 141H50L49 140ZM56 138H54V141L55 142H57L56 140H58V139H56ZM65 139H64V141H62V142H64L65 144H66V142L67 141H65ZM75 139V140H76ZM103 139V140H104ZM109 139V140H110ZM130 139H133V138H129V140L128 139H124V140H126L125 141V143L126 142H129V141H131V143H136L135 141H140L139 143H141V140H135L134 142L132 141V140H130ZM240 139V138H239ZM250 139L249 140H247V141H245L244 139H242V141L244 140V146H245V144L247 145V143L249 144V145H251V143H252V146L250 147L251 149H252V152H251V154L253 155V154H255V153H257V154H260L261 155V153H264V150H262L263 149V147H264V145H262V143L261 142H250ZM27 140V141H26ZM82 140H84L83 138H82ZM94 140V139H93ZM92 140V141H93ZM107 140H106V142H107ZM117 140V141H118ZM128 140V141H127ZM143 140H144V142H143ZM172 141V144H171V141ZM180 140L182 141V142H180ZM28 141H29V143H28ZM59 141H61V139L59 140ZM100 141H102V140H100ZM116 141V140H115ZM189 141H188V143H189ZM240 141V140H239ZM41 142L42 143H40V142H38L37 141V144L38 143H40V144H43L44 145V142H43V140H41ZM53 142V139H52V141H50L49 143L51 144ZM84 142H85V140H84ZM110 143H112L111 141H109ZM107 143L108 144V147H107V145H106V147H105V145H104V147L106 148V154H108V158L110 159V160H112L113 159V157H114V155H115V157H114V159H113V161H114V165L115 166H117V165H119L118 164V160H117V158H118V156H119V158H121L122 157V155L123 154H125V152H124V147H123V145L121 146V144H119V143H112V145H113V147H111L112 145L110 144V143ZM170 142V143H169ZM245 142H247V143H245ZM46 143V142H45ZM57 143H59V142H57ZM63 143V144H64ZM93 145H92V144ZM95 143H96V141H95ZM121 143H124V141H122ZM124 143V144H125ZM188 143H186V144H188ZM29 144V145H28ZM39 144V145H40ZM47 144V143H46ZM45 144V145H46ZM60 144L61 145H59L61 148H62V146L65 148V146L66 145H62V143L60 142ZM115 144L116 145H118L119 144V147L121 146V147H123V153H122V155H121V157H120V155L119 154H121V152H118L116 149H118V147L115 149L114 148V146H115ZM145 144V143H144ZM144 144H142V146H144ZM152 144V145H151ZM171 144V145H170ZM179 144V145H178ZM243 144V143H242ZM264 144V143H263ZM27 145L29 146V147H27ZM35 145H36V143H35ZM52 145H54V146H56V148L54 147V146H52ZM52 145H50V147H52V148H50L49 147V145L47 146V148L49 147L50 148V150L52 149L53 150V152L55 153V151L57 150V152L59 151H61L60 153L61 154H58L60 157H63V156H61V155H63V153L62 152H64V154H65V157H66V155L68 154V155H71L72 153H65V152H67V151H63L64 149L62 148H59V146L57 147V145H55V143L53 144L52 143ZM67 145H69V143H67ZM81 145L82 146H84V148L85 149H82L81 148ZM91 145V146H90ZM127 145H131V144H127ZM136 145H141V144H136ZM145 145H147V144H145ZM164 145H166V146H164ZM254 145V146H253ZM263 147H262V146ZM25 147V148H22V147ZM38 146V145H37ZM42 145H40V147H41ZM80 146V147H79ZM125 147H126V145H124ZM133 146V145H132ZM132 146L131 147H129L128 146V149L130 150V148H132ZM135 146V145H134ZM139 147V148H142V149H144V147ZM152 146V147H153ZM161 146H163L162 148H161ZM169 146V147H168ZM170 146H172V147H170ZM175 146L178 148V146L180 147L181 146V148L180 149H177V148H175ZM243 146V145H242ZM88 147V148H87ZM98 148V149H95V148ZM104 147L101 149V151L102 150H104ZM121 147L119 148V151H121L122 149H121ZM137 147V146H136ZM147 146H145V148H146ZM166 147H168V148H166ZM42 148H43V146H42ZM42 148H41V150H42ZM44 148H46V147H44ZM47 148L45 149V150H47ZM49 148H48V150H49ZM53 148H55L56 150L54 151V149ZM79 148H81L80 150H78ZM110 148V149H109ZM112 148H113V150L115 149L116 151H117V153H119V154H117L116 153V151H115V153L113 154V150H112ZM127 148V147H126ZM126 148H125V151H126ZM164 148V149H163ZM166 148V149H165ZM170 148H171V150H170ZM262 148V149H261ZM58 149H61V150H58ZM91 149V150H92ZM128 149H127V151H128ZM133 149H135V151H136V149H138V148H134L133 147ZM132 149V150H133ZM44 150V149H43ZM91 150H89V151H87V153L86 152H84L83 151V155H82V152L79 154V156L81 155V156H84L85 155V153H86V155H89V154H91V153H93V152H91ZM109 150H112L111 152H112V155L110 154V151ZM132 150H130V151H132ZM141 151V149H138V151ZM144 150H146V149H144ZM143 150V151H144ZM148 150V149H147ZM258 150V151H257ZM34 151V152H33ZM94 151V154H97L96 152ZM109 153H108V152ZM129 151V152H130ZM135 151H133V152H135ZM138 151H136L137 153H138ZM180 151V152H179ZM257 151V152H256ZM261 153H260V152ZM19 152H18V155H19ZM37 152V153H36ZM39 152H40V154H39ZM58 152V153H59ZM90 152V153H89ZM103 152V151H102ZM144 152H146V153H144ZM143 153H144V155L146 156V154H148L147 153V151H144ZM159 152H157V156H159ZM172 152V153H171ZM44 153V154H43ZM89 153V154H88ZM104 153V152H103ZM128 153V152H127ZM132 153V152H131ZM131 153H129V154H131ZM137 153H134V154H137ZM140 153H142V151L140 152ZM140 153L138 154V155H140ZM143 153H142V155H143ZM169 153V154H168ZM30 154H32L31 156H32V158L30 157ZM94 154H92L91 156H93ZM99 154V153H98ZM105 154V153H104ZM105 154V155H106ZM133 153H132V155H134ZM168 154V155H167ZM176 154V155H175ZM177 154H179V155H177ZM28 155V156H27ZM39 155H42V156H39ZM50 155H51V153H50ZM49 155V156H50ZM56 155V154H55ZM67 155V156H68ZM72 155H74V156H72ZM71 156H69V157H67L68 159L66 160L65 158L63 159L62 158V160H64L63 162L64 163H72V161H71V159L73 158H75V159H77L75 162L76 163H78V160L80 159L79 157L77 158V156H75L76 155V153H74V154H72ZM100 155H102L101 154V152H100ZM100 155H97V161L94 159V161H96L95 162V165H97V168H98V166H100V163L102 164V163H104L105 161V163H107V166L109 165L108 164V162H110V165H112L113 164V162H112V164H111V161L110 160H108V158H106L105 159V157L103 158V160H104V162H103V160H102V157H103V155L100 157ZM110 155L112 156V158L110 157ZM130 156L131 158L133 157V159H135L136 157H139L138 155H135V156ZM143 155V156H144ZM150 155V154H149ZM149 155H147V156H149ZM162 155H164V153L162 154ZM173 155H174V157H173ZM256 155V154H255ZM33 156H35V158L33 157ZM49 156H46L48 159L50 158ZM90 156V157H91ZM125 156H127V155H125ZM124 156V158L126 159V161H130V162H133V161H131L132 159H130V157H129V159L130 160H128L126 157ZM129 156V155H128ZM141 156V155H140ZM145 156L142 158V156H141V158L139 157V159H143V160H148L149 159V161H150V159H151V162L150 163H154L155 161H154V157L152 156V155H150V156H152L153 158H151V157H147L148 159H146L145 158ZM26 157H29V158H31V159H34V160H26V159H29V158H26ZM45 156H43V158H40V161H41V163H47V159H46V157L44 158ZM52 158V160L50 159L49 161H51V162H49V163H52V161H53V163H56L57 161H58V163H61V158L59 159V160H57L56 159V157H55V159L53 158L54 156L52 155L51 156ZM86 157V156H85ZM95 157V156H94ZM93 157V158H94ZM163 158V156H159V158L161 159V161L162 162H160V163H165L166 164V161L169 163V161H168V159L165 161V160H162V158ZM164 157V158H165ZM179 157V158H178ZM251 157V156H250ZM255 156H252V158H254ZM262 157V156H261ZM260 156L259 157H256L254 160H256V161H260V160H258V158L260 159L261 158ZM264 157V156H263ZM262 157V158H263ZM59 158V157H58ZM100 158H101V162H100ZM115 158H116V161H115ZM118 158V159H119ZM145 158V159H144ZM156 158V157H155ZM163 158V159H164ZM175 158V159H174ZM262 158H261V161L260 162H262ZM39 159V158H38ZM44 161H43V160ZM83 159H85L84 157L83 158H81L80 160H83ZM86 159H88V160H86ZM86 162H85V164H84V162L82 163L80 160V164L79 165H87V164H91V161H92V164L94 165V163H93V160H92V157L90 158V160H89V157H86ZM124 159V160H125ZM174 159V160H173ZM55 160H57V161H55ZM120 160V159H119ZM35 161V162H34ZM87 161H88V163H87ZM108 161V162H107ZM121 161H123V158H121ZM139 161H141L140 163H142V164H144V162H142V160H139ZM165 161V162H164ZM74 162V163H75ZM115 162H117V165H116V163ZM120 162V161H119ZM134 162H135V160H134ZM137 162H138V160H137ZM147 162V161H146ZM145 162V163H146ZM87 163V164H86ZM104 163V164H105ZM139 163V162H138ZM167 163V164H168ZM92 164H91V166H92ZM121 164V163H120ZM131 165H129V164H127L128 166H132V165H135L134 163H130ZM137 164V163H136ZM170 164V163H169ZM95 165H94V168H96L95 167ZM103 165V164H102ZM101 165V168L103 167ZM114 165H113V167H114ZM123 165L124 166H126L124 163H123ZM141 165V164H140ZM80 166V167H81ZM84 166V168L83 167H81L80 169H82L83 168V170H81L80 171V173H82L81 175H84L83 174V171H84V169H86L87 167H85ZM106 166V165H105ZM104 166V167H105ZM107 166H106V168H107ZM121 166H122V164H121ZM120 166V168H119V166H117V170L118 169H120L118 172H117V170L116 169H114V171H116V172H112V170H113V168H112V170L109 168V169H106V170H111V171H106V170H102V172L101 173H106V172H108V174H112V175H110L111 176V178H109V182H107V181H104V180H106L107 179V176H108V174H104L103 173V176L101 175V173L99 172V173H97L96 171H98V170H96L95 172H94V174L97 176V174H99L98 176H101V177H103V179H101V181L100 180H98V178H97V181L96 180H94V182L96 181V184H95V186H97V183H98V190H100V191H97V187H92L91 186V184H93L94 185V182H92V180H93V178L91 177V179H90V177H89V179H90V181L92 182L91 184H90V182L89 181H87V180H85L86 178H88L87 177V173L85 172V174H87V175H85L86 176V178L84 179V177L82 178V180H83V184H85V183H89L90 184V186L89 187H92L94 190H95V194H96V192H98L97 194H99L100 196L101 195H103V194H100L101 193V191L102 190H104V191H106L107 193H108V191L107 190H105V188H104V186L103 187H100L101 185V182H102V180L104 181V182H102V185H103V183L104 184H106V183H109V184H114L115 185V181L116 182H118V184H122V181L124 182V179L126 178V177H129L128 175L129 174H127V176H126V174H125V177L122 175L123 174V172H122V174H120L119 172L121 171V169L123 170H125V168L124 167H121ZM138 166V165H137ZM142 166V165H141ZM89 167V169H90V165L88 166ZM109 167V166H108ZM138 167H140V166H138ZM93 168V169H94ZM100 168V169H101ZM116 168V167H115ZM129 167H127V169H128ZM131 168V167H130ZM129 168V169H130ZM132 168L135 170V167H133L132 166ZM140 168H142V167H140ZM102 169H104V168H102ZM127 169H126V171H127ZM129 169H128V171H129ZM133 169H131L132 171H134ZM138 169V168H137ZM91 170V169H90ZM88 171L87 170V172L89 173V172H91V171ZM130 170V171H131ZM99 171H101V170H99ZM106 171V172H105ZM129 171V172H130ZM139 171H141V169H139ZM80 173H79V175H80ZM136 173H140L141 174V172H138V170H137V172ZM94 174H92L93 175V177L94 178H96V176H94ZM115 174V175H114ZM120 174V175H119ZM81 175H80V177H81ZM104 175L106 176V179H105V177H104ZM113 175H114V177L117 175H119V176H121L122 175V180H121V183H119L120 182V180L118 181V179L120 178L119 176V178L117 177L116 178V180H115V178H114V180L115 181H111V179H113ZM89 176V175H88ZM97 176V177H98ZM100 177V178H101ZM123 177H124V179H123ZM250 179H249V178ZM254 177V176H253ZM78 178H79V176H78ZM246 178H248V181L246 182V183H242V184H244V185H241L242 187H240L239 189L240 190H238V192L237 193H239L240 191H241V189L243 188L244 189V187L243 186H245V191L247 190V187H248V191H246V192H244V190H242L243 191V193H241L240 192V194H234L233 196L234 197H232L233 198V201H239L240 203H239V205H244L245 204V208L246 209H248V207H250L249 209H251L252 208V206H253V209H251L250 210V212L252 213V215L253 214H255L256 216H257V218L259 217V216H263L264 217V213L263 212H261L260 214H258L259 213V211H257L258 210V206H259V210L260 211H262V209H264V185H263V183H264V179H261L262 177H257V178H254V180H256V182L253 184L254 186H256V185H258L259 187H254L253 186V188H252V190H250L251 188L250 187H252V183H253V181H252V177L251 176H247ZM246 178H245V180H243L242 182H244V181H246ZM264 178V177H263ZM127 179V178H126ZM125 179V180H126ZM130 179V178H129ZM244 179V178H243ZM258 179H260V180H262V182L260 181V180H258ZM81 180V179H80ZM80 180H78V182H80ZM84 180H85V182H84ZM128 180V179H127ZM140 180V179H139ZM100 181V182H99ZM135 181H136V179H135ZM138 181V180H137ZM136 181V182H137ZM142 181V180H141ZM106 182V183H105ZM127 184H128V181H125ZM134 182V181H133ZM140 182V181H139ZM139 182H138V184H139ZM259 182V183H258ZM81 183H82V181H81ZM81 183H79L80 185L79 186H81L82 184ZM100 183V184H99ZM126 183H123V185L124 184H126ZM257 183V184H256ZM261 183V184H260ZM109 184H108V186H109ZM117 184V183H116ZM117 184V186H115V188H119L120 189V187H124V186H120V185H118ZM130 184V183H129ZM134 184H136V183H134ZM137 184V185H138ZM140 185V184H139ZM141 185H142V182H141ZM143 185L144 186H147L146 185V181H144V183H143ZM142 185V187H141V189L142 190H140L139 188L140 187H138V186H135L136 188L138 187V189H136L132 184H131V186H133L132 187V189H135L136 190V192L135 193H137L136 195H138V191L140 190V193H142L143 194V196H145L144 198H146V196L148 197V195H149V193L147 194L146 192H147V188H145L144 186ZM248 185V186H247ZM84 186H88L87 184H85V185H83V190H84V192H85V190L87 189L86 187V189L84 188ZM105 186H107V185H105ZM110 186H112V185H110ZM118 186H120V187H118ZM247 186V187H246ZM261 186H263V187H261ZM88 187V188H89ZM112 187H114V186H112ZM109 187H107V189H108ZM114 188V191L116 190ZM257 188V189H256ZM81 189H82V186H81ZM90 189V188H89ZM102 189V190H101ZM255 189H256V191H255ZM83 190H81V191H83ZM112 190H113V188H111V190H110V192H111V195L109 194V195H107L106 194V192H104L106 195L105 196H112V195H114V193L112 192ZM138 190V191H137ZM117 192H118V190H116ZM120 191H121V189H120ZM119 191V192H120ZM131 191V190H130ZM130 191L128 192L127 190H125V192H120V193H129L130 194ZM133 192H134V190H132ZM131 191V193H133ZM144 191H146V192H144ZM255 191V192H254ZM84 192L82 193V194H84ZM100 192V193H99ZM113 193V194H112ZM135 193H133V198H135ZM144 193L146 194V195H144ZM94 194V195H95ZM115 194H118V193H115ZM122 194V195H123ZM128 194V195H129ZM85 195H86V193H85ZM141 197H142V195L141 194H139ZM138 195V196H139ZM104 196V195H103ZM102 196V197H103ZM138 196H136V198L134 199L135 201H137L136 199H138V201L136 202V203H133V198H130V197H132V196H129V199H131L130 200V202L132 203V204H138L140 201H142V199H141V197H138ZM83 197H85V196H83ZM96 197H97V195H96ZM110 197H108V198H110ZM114 197V196H113ZM127 197V198H126ZM126 197L125 198H122L123 200L125 199H128V196L126 195ZM235 197H237V199L239 198V200H236V198ZM97 198H99V197H97ZM105 198V197H104ZM143 198V197H142ZM232 198H231V196H230V198H229V200H232ZM235 198V199H234ZM94 199H96V198H94ZM102 199L103 198H101V202H102ZM107 198H105V202L107 201L106 200ZM111 199V198H110ZM110 199H108L109 201H110ZM140 200V201H139ZM99 202H100V200H98ZM98 201L96 200V201H94V202H97L98 203ZM257 201V202H256ZM100 202V203H101ZM103 202H104V200H103ZM102 202V203H103ZM125 202H127L126 204H131L128 200L127 201H122V203H125ZM230 202H232V201H229L228 203H230ZM244 202V203H243ZM245 202H251V203H245ZM253 202H256V204H257V208H254V207H256V206H254V204L255 203H253ZM241 203H243V204H241ZM252 203H253V205H252ZM99 204V203H98ZM131 204V205H132ZM125 205V204H124ZM247 205V206H246ZM127 206H130V205H127ZM261 206H263V208L261 207ZM242 207H244V206H242ZM249 209L247 210L248 211V213H250L249 212ZM255 209V213H253V210ZM264 211V210H263ZM247 213V214H248ZM258 214V215H257ZM255 215H253L254 217H256ZM261 218V217H260ZM259 219V218H258ZM260 220V219H259ZM262 220H263V218H262ZM258 220L256 219V222H257ZM261 221V220H260ZM263 222V223H262ZM262 222H258L259 224H264V220L262 221ZM256 224V225H259V224ZM261 224V225H262ZM255 225V224H254ZM260 225V227H264L263 225L261 226ZM259 227V226H258ZM216 233H217V231H216ZM219 233V232H218ZM244 248L246 247H248L247 245L246 246H243ZM250 247V246H249ZM243 248V251L246 249H244ZM243 251H242V253H243ZM238 253H240V252H238ZM237 254V253H236ZM234 254L236 257H234V255L231 257L232 258V260H229V262L230 263H232V262H235L236 264L238 263L237 261H239L240 263H238V264H245V262H246V258H244V259H242V254H240L241 256H239V254ZM253 254V253H252ZM251 255V254H250ZM246 256V255H245ZM244 256V257H245ZM248 256V255H247ZM237 257H239V258H241L240 260H239V258H237ZM230 258V259H231ZM236 258V259H235ZM235 260V261H234ZM245 260V261H244ZM251 261V260H250ZM230 263H228V264H230ZM235 263H233V264H235ZM247 263V262H246Z\"/></svg>", "mask_w": 264, "mask_h": 264}]
</instances>
